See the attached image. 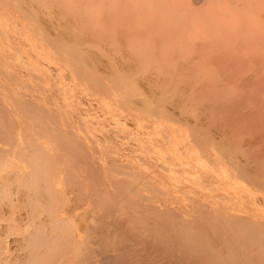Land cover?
Masks as SVG:
<instances>
[{"label": "rangeland", "instance_id": "374dc122", "mask_svg": "<svg viewBox=\"0 0 264 264\" xmlns=\"http://www.w3.org/2000/svg\"><path fill=\"white\" fill-rule=\"evenodd\" d=\"M63 1H65V0H61L62 4L61 3H56L55 4L54 0H47V1L44 0V4L42 5V3H41L42 0H33V1L31 0V3H29L30 4L29 5L28 4V0H20V2H21V6H20L19 0H0V130L3 131L4 133L6 131V133H5L6 136H8V135L12 136V137H9V138L8 137L6 138L5 136H3V138H1V136H0V141H3L4 139H7V141L10 140L11 138L13 139L11 142L9 141L10 143H8V144H11L13 142L11 144V148L10 149H9L10 145H8L6 143V140H4L5 142L3 141L4 143L0 142V145H2V147L0 146L1 147V149H0L1 153L2 154L5 153V155H2V154L0 155V174L3 176V178L5 180V181L3 180V183L1 181V183L3 185L0 184V187H1L0 190L2 191V193L0 191V194H1L0 195V264H22V261L19 260L20 258L18 259L16 256H17V254L19 256H22L23 255L22 252L24 253L25 250H27V249L30 250V248H28V247L23 249L21 247L22 244L20 245L22 239L30 231V229H31V231L34 232V230L37 229L39 225L43 226L44 223H46V222L49 223V226L52 224V222H58L59 223V228L58 229L56 228V229L58 230L59 233H60V231L73 233L78 227L80 228L81 225H82L81 223L83 221L82 219H84L83 215L87 213V210L90 207L88 205H86V203L81 204V205L78 204L79 201H78V197H76V195H77V192L79 190H82L85 186H87V184H89V181L93 177L97 179V181L95 180V211H96L95 213L97 215L98 214H102V211H104V209L102 207L106 206V208H107V207H110V205H111V207H115V208L118 209V210L115 209L114 213L117 216H120V217L125 216L128 212H130L131 214H134V215H141V212L136 209L135 204H134V202L137 201V200H141L142 203H144L145 205H148V206H154V205L158 204L160 201L166 202L167 204H169V202L166 201V199L168 197H170L168 195V193H167V187H165L163 185H160V184L158 185V183H156L155 181H151L149 179H145V182H146V184H145L144 179L143 180L140 179V177L147 178L146 174L151 172V171L149 172L146 169V166H147L148 169H149V167H151L152 169H159V168L163 169V171H164L163 175L165 176L164 178L166 179V181L168 182V185H169L168 188L172 189L177 194V197L183 201L182 203H180V202L174 203L175 205H177V207L173 208V212H176V214H179V215L183 212L181 214V216L185 217V219H187V220L192 218L193 215H197L199 213V207H198L197 203H195V202L193 203V201L197 200L198 198L195 197V195H193L192 192H189V189H188L189 185H191L189 180L195 181L196 180V178H195L196 176L199 179L204 178V180L206 179V175L210 176L211 180L207 181V186L209 187V189L207 191H208V193H210L209 196H211L213 194H223L221 191L214 190V188L218 185V181H220V180H221V183L223 185H225L229 190H231V192H236V193L240 194V193H243V191L245 190L244 192H247V193L250 192V193L253 194L254 190H256V188L259 187V186H257V184H255L257 182L254 181V174L255 173L254 174L252 173V177H253L252 178L251 176L249 177L247 171L250 169L251 166H253V162L254 161H252L253 160L252 157H254V159H256V157H255L256 155H254L252 152L255 151V149H257L256 151H258L260 153V148L261 147L259 146L260 148H258L257 146H255V143H257V141H258V142H260V144L263 143V145L261 144V146H264V132H263V130H264V126H263L264 119L263 118L264 117L262 118V116H264V114L262 112V115H260L259 114L260 112L258 110L257 111L254 110L255 107L252 106L253 102H249L250 106L248 105V107H247V104H248L249 100H247L245 102H242V104H239L240 101L237 100V97H235V98L232 97L231 101H230V99H228V98H230L229 96L231 94L233 95L232 92L237 93L234 88L231 90L233 85L232 86L229 85L231 87H229L228 85L227 86H219L218 88L215 89L216 90L215 91L213 86H212V84L215 83V82L217 83L216 79L218 81L220 80L219 83L221 82L222 78L219 75H218V77H219L218 78L216 73L218 74L217 70L218 71L225 70L222 67L223 64H222V66H220L223 70H220V67L217 65V62H214L215 61V56L212 57L214 59L211 58V60H214V61H211V62L209 61L210 57H211V54H213L212 51H210V53H208V54L204 53V55L209 58L207 63H211V64L213 63L212 65L206 64L203 60H207V58L205 57L206 58L205 59L204 56H202L204 59L202 57L200 58V56L198 57L197 54L194 52V50H195L194 45L196 44V47L198 46L197 45L198 43L201 45V43H200L201 39H199V41H200L199 42L196 37H198V38H202V37H199L198 35H201V34L204 35V34H207V33L208 34L211 33V34H214V36L216 38V40H214V41H216V44L218 43V46L214 43V41H213V43H210V45L211 44H213V45L215 44V46H217V49H218L217 53H218L219 56H220L219 53L223 54L224 57L229 56L228 54H226V56H225V54H224V50L225 49L222 48V47H224V45L222 43L219 44V42L221 40L218 38V35H216V32H219V30H216V28H218L219 25H221V26L223 25L222 24L223 22H221L219 20V18H221V19H223L222 21H225L224 25H225V28L227 29L226 30L227 31V46L229 48L233 47V46H237V43L240 44V41H239L240 38L238 39V37L240 36L242 38V40H244V39L246 40V45H244L243 47H246V51L249 54L253 53L255 55H261V56L264 55V53L262 54V52H264V50L262 51V48H263L262 46L263 45L259 46V45L255 44V45L252 46V44L255 42V40H257V36H259L261 34L259 32H263V30H264V28H262L264 26L263 24H262V27L260 29H258L260 27V24H259V27H257V28H256L257 25L255 26V24L260 23V21H259L260 17L257 15L258 8L256 9L255 7H262V4L259 1L263 2V6H264V0L263 1L262 0H258V1L257 0L256 1L255 0H248V1H250V5H253V6L250 7L251 8L250 9V13L247 15V19H245L246 21L243 20V22H245V24H247L249 27L250 26L251 27H250L249 30H244V31L240 32L238 35L236 33V31L238 29L235 28V24L238 27L239 23H237V21H238L237 19L241 18V15H240V10L238 9V7L235 4L237 2L236 0H233L235 3H233V1H231V0H229L230 2L228 0H218V2L216 1V3H214V4H213L214 0L212 1V3H211V0L210 1L207 0V2H205L206 5L209 3L207 6L205 5L203 7V6H201L202 4H197L196 5V8H197L196 10L193 9V8H192L193 10L189 8V11L191 12V10H192V13L187 12V8L188 7L184 6V7H186L185 8L186 10H184V7L182 8L183 4H185L184 2L186 1V0L185 1L182 0L183 4L180 3L182 5H180V4L176 5L177 8L182 9V11L181 10H176V11H178V13L176 12L175 16H176V20H179V22H184L186 20L188 22L191 21V22H189L190 25H187L188 27H186V30H187L186 35L187 34L190 35V33H193V31L192 32L190 31V30H193L191 28V25L192 26L193 25L196 26V27L194 26L195 28L193 27L194 29H196V32L190 35L192 39L188 40V38H187L188 35L186 36L189 44L191 45V43H193V47L191 45V47H192L191 48L188 44H186L187 40L183 41V40H185L184 36H183V39L181 38L182 40L180 38H179L180 40L175 39L176 37H174L173 38V39H175L174 41L172 39H170V40H172L173 43L177 40V41H179L181 43L182 46L178 45L179 42H176L177 44L174 43L173 46L177 45V47H175V46L173 47L171 45V43L169 42L170 41L169 40L168 44L170 45L171 48L173 47L174 49L171 50L168 47H167L168 48L167 49L166 48L167 45H164L167 42V41H165V43H163V45H161L159 47V49L157 50L159 53H161V54L163 53V55L158 54V53L155 55V52H156L155 50L157 48L156 49H152V47L151 48L149 47V46H152V44L155 43V40L152 41L153 38H151V37H154V39H155L154 35L153 36H149V34H147L149 36V38H151V40L148 38V36L143 38L144 40L147 39V38H148L147 40H150V41L145 40L146 41L144 43L145 48L142 47L143 43H141V41H140L141 44L139 42H136L134 44L135 45L134 46L132 44V40H130L131 37L127 36V34H129L128 33V31H129L128 29L129 28L132 29V30H130V34H129V36H131L132 33H133V32L131 33V31H133V29H136V28L140 27L139 30H145L146 25H147L145 19L143 18L144 17L143 14H142V16L140 15V17H139L140 13H138V15L135 14V10H136L135 8H133L134 10L131 9L132 11L130 10V13L134 12L133 15H135L134 16L135 25H134V22L130 21L134 25L135 28L131 27L133 25H130V27H129L128 26L129 24L126 25V26L129 27V28H127L125 25H122V22H120V20H117V22H118L117 24L122 26L123 29H120L121 27L118 26V25L115 26L116 22H114V25H111V27H110L111 29H109V31H108V33H112V34L114 33L113 35H111V34L109 35V39L111 40V38H112V41L118 43L117 44V46H118L117 48L118 49L120 48L119 52H118V50L115 47L116 43L112 42L114 44V47H113L112 43L111 44L109 43L110 46H108V43L105 44L104 40H103V42H102V40H100V41L96 40V41H92L91 42V40H95V37H94V39H91L92 36L90 37L89 35H87L88 33H87L86 29L84 30L85 34L84 33L82 34L84 28H83V26L81 24H79L77 22L76 18H74L75 13H77V9H75L76 8L75 4L79 0H70V1L67 0V1H65L66 5L63 3ZM172 1H176V0H172ZM32 2H34L33 3L34 5L35 4L38 5V2H39V4H41L42 6L38 5V7H37V5H36V7H35L32 4ZM51 3H52V7L49 6ZM205 3H203V4H205ZM223 3H225V4H223ZM45 4H48V5H45ZM54 5H56V6H54ZM59 5L60 6L61 5L64 6V8L62 7V9H61L63 11L64 15H63V13L61 14V13H59V11H57L58 8H59V10L61 8V7H59ZM200 6L203 7V9ZM27 7H29L28 10H30V11L27 12L28 16L26 15L27 13L26 12L24 13V11H23V10H26ZM55 7H57V9ZM65 7H66L65 11L67 13L63 10V9H65ZM69 7L72 8V9H70ZM51 8H52L53 11H57L59 13V15H63V16H60V18L61 17L64 18V19L62 18L64 20L63 23H61L63 20L61 21V20L58 19L59 18L58 17V13L56 14L55 12H53L51 10ZM90 8H91L90 10L93 9L92 12L94 14L93 15V18H94L95 17V6L91 5ZM254 9H256V10L254 11ZM39 10H40V13H39ZM61 10H60V12H61ZM194 10L195 11L198 10L197 12H200L201 16H199L200 13L197 14V13L193 12ZM204 10L206 11L205 13H204ZM259 10H260V8H259ZM37 11H38V13H36ZM71 11L73 12V16H72V12ZM202 11H203V15H202ZM136 12H138V11H136ZM209 12H210L211 15L209 14ZM181 13H183V14H181ZM184 13H186V14H184ZM32 14H33V16H32ZM40 14H42V15H40ZM53 14L55 16V19H54ZM65 14L67 16H65ZM208 14L210 16H213V18L208 16ZM182 15H184V16H182ZM197 15L199 17H201V21L199 20L200 18ZM204 16H205V18H204ZM207 16H208V18H207ZM38 18H42L43 20H40ZM68 18H70L71 20L68 21L67 20ZM138 18H140V19H138ZM191 18L193 20H195V21L193 22V20ZM202 18H204V19H202ZM211 18L213 20H211ZM251 18H253V19L250 20ZM44 19H48V20H44ZM188 19H190V20H188ZM214 19H216L217 21L214 20ZM225 19H227V20H225ZM136 20H138V21H136ZM218 20L221 23H219ZM41 21H42V23H41V26H40L39 23ZM45 21L48 24L51 23L50 24L51 27L46 25L47 23H45V25H44L43 22H45ZM213 21H215L216 23L218 22L219 25L218 24L216 25V23L213 22ZM256 21H258V22H256ZM56 22H57V24H56ZM195 22H197L198 25L195 24ZM210 22H212V25H211ZM247 22H249V23H247ZM65 23L68 24L69 30L70 31L72 30L71 32L73 34L71 32H67L69 30H67V25H65ZM42 25H43L44 28L42 27ZM143 25H145V26H143ZM162 25L163 24H160L159 26L162 27ZM215 25L218 26V27H215ZM224 25L222 27H224ZM74 26H75V28H74ZM65 27H66V29H65ZM113 27L115 29H117V30H119V29L122 30L121 31V33L123 35L122 41L120 40L122 38V35H120V38H118V36L116 37V34H115L116 32L119 33L120 31H117V30H114V29L112 30ZM117 27H120V28H117ZM198 27H200L201 29H199ZM126 28H127V30H126ZM207 28H209L208 29L209 31L207 30ZM18 29L21 30L20 33H19ZM43 29H44V31H43ZM45 29H47L49 31V32L48 31L46 32V35H45ZM58 29H60V30H58ZM157 29H159V28L157 27ZM199 30H201L202 32L199 31ZM77 31L78 32L81 31L80 33L83 36L80 33H79L80 35H77L76 34ZM136 31H138V29H136ZM197 31H199L201 34L197 35ZM22 32H24L25 35H23ZM58 32H60V33H58ZM65 32L68 33L69 36ZM124 33H125V35H124ZM75 34L77 36H79V37L82 36L83 40L87 38L88 41L86 39V41L84 40L83 43H80L79 42L80 38L78 37L79 38L78 39ZM57 35H60V37L63 35L62 38L64 40H66L65 39V36H66V38H68L67 41L71 40V42H69L71 44H72V42L74 43L75 40H76L77 42L74 43L75 44L74 46H76V43H79L80 44L79 46H81V47H79V49L83 48L84 52H86V50H87L86 47L87 46L89 47L88 51H90V49H92L93 51L94 50L96 51V49H97V51L99 53H101V51H102L101 54H99L97 51H96L97 52L96 55L94 53V61H96V65L94 64L95 62H93V61H92L93 64H92V62H90L91 65H89V62H87V65L90 68H88L86 66V64H85L84 72L80 73V71L78 70V68H80V67H78V65L76 63L74 64V62H72V61L71 62L73 64L72 63L71 64L68 63L70 61L69 55H68V53H66L68 51H63V50L72 49L73 46H71V44L68 46V45H66V41H64L63 42L64 45L59 46V47H61L63 49L62 50L59 47H56L53 43H51V46H50L49 44H50L51 40L50 39L46 40L47 37L48 38L49 37H55ZM125 36L128 37V38H125ZM192 36L194 38H196V39L194 40V38ZM57 37H59V36H57ZM110 40L108 42H111ZM196 40L198 41V43H197ZM45 41H46V43H45ZM47 41L49 42V44H48ZM80 41H82V38L80 39ZM97 41L99 43L96 44ZM105 41H107V39ZM122 42L123 43L126 42L125 45H127V43H128V47L130 49H132L131 47H134V49H135L136 45H137V47L139 46L141 51L145 50L142 53L144 55H142L141 58L142 59H146V60H142L141 59V62L138 60V64L140 62L139 65H141L143 67V69H144V73H143L144 75H142L141 79L139 78V76H141V73L143 72V70H140L139 68H142V67H138L137 58L136 57H132L134 55V53H131L132 51L129 50L131 52H130V54H128L129 52H127V51H128L129 48L126 50L125 48H127V46L124 47L125 45L124 46L121 45V44H123ZM142 42H144V41H142ZM147 42H150V45ZM146 45H147V47H146ZM155 45L156 44H154L153 48H155ZM184 45L186 47L183 48ZM202 45H205V44H202ZM62 46H64V48ZM107 46L108 47L112 46L111 48H113V49L110 48L111 49V51H110L111 54L108 51L109 49H107L108 53L104 52L106 50ZM121 46H123L124 48L121 47ZM179 46H181L182 48H178ZM52 47H55V48L51 49ZM205 47H207V46H205ZM211 47H212V49H214L213 46L211 45L208 48V50H210ZM219 47H221V48H219ZM241 47H242V45H241ZM121 48L126 50L125 53L128 54L127 57H129V59L126 58L125 54H123V55L121 54V56H120L121 59L118 58L119 55H120V54L118 55V53H121L120 51H122ZM139 48H137V49H139ZM186 48L189 49L188 53L191 56H188L187 52L184 53L183 50L185 49V51H187ZM134 49H132V50H134ZM175 49H179V50L181 49L182 51H180V53L183 52V55L188 57V58L185 57L186 60H189L190 57H191V59L195 60L196 64H199V66H198L199 68L201 67L202 69H204V70H201V68H200L201 71H199V72L201 73V76L198 75V73H199L198 71H195L194 75L191 74L192 75L191 76L189 73H187L188 71H183L180 68V66H178V68H177V70L180 68L179 69L180 70L179 71V73H180L179 75L175 74L174 72L169 73L172 70L175 71L176 67H174V66L178 65V63H182L181 61H179L180 58H179V55L177 57V55H176L177 53L175 52ZM220 49L222 50V52H220ZM92 50H91V52H93ZM116 50H117L118 53L117 52L113 53ZM151 50H152V52H151ZM153 50L155 52H153ZM166 50H167V53H169L168 51H170L168 56H171V54L173 52L176 53L174 58H172V60L173 61L176 60L175 62L177 64L173 65V63H172L173 61H171L170 62V64H171L170 68L172 70L171 69L170 70L165 69L164 70L165 73H164V71H163V73H161L160 70L158 69L159 66H157V64H158L157 62L163 60L162 57H165L166 54H167V53H164L163 51L166 52ZM198 50H199V48H198ZM198 50H197V53H198ZM78 51L76 52L77 55H78V58L81 56V58L85 59V54H82V53L80 54V53H78ZM160 51H162V52H160ZM171 51H173V52H171ZM115 54L118 55V57H115L116 56ZM131 54H133V55H131ZM209 54H210V56H208ZM97 55H100L101 56V60L104 59V61H106V60L108 61V59L110 61L113 60V62L116 61V59H117V61L119 60L118 61V63L120 62L119 64L116 61V62H114L115 65L110 66L109 69H108V70H110L111 67H114L112 71L115 72V73L118 72V74H120V76H121V81H120L121 83H119L118 85L121 88L122 93H121V91H118V89H119L118 85L116 84L117 87L115 86L118 93L116 91L115 92L117 93L116 95H119L118 97L114 94L115 92L113 93L114 95L107 94L108 92L106 93L105 91H104L105 93L102 92V89L103 90H104V88L106 89V87L109 86V84H111L110 88L112 87V85H113L112 83L114 82L116 77L112 78V74H110V72H112L111 70L109 72H106V71L104 72L106 74L111 75L110 76L111 80L109 79L107 81V79L104 78V77L108 76L106 74H104L106 76L102 77L101 74H103V70L107 69L108 68L107 67L108 64H111V62L109 61L110 63L107 64L106 63L107 61L103 62V60H102L101 62H103L104 64L107 65V66L106 65L105 66L102 65V67H103L102 68V67H100V64L98 65V62L100 63V61H99L100 59L95 60L96 57L98 58ZM112 55H114V56H112ZM181 55H182V53H181ZM181 55H180V57L182 58V60H185V58H183L184 56L183 55L181 56ZM105 57H107V58H105ZM111 57L112 58L114 57V58L112 59ZM124 57L126 58V60L128 59L129 62L125 61V60L124 61L128 62V64H130L129 65L130 67L134 66L133 68L131 67L132 68L131 69L126 64L128 66L127 67L128 70L131 73L128 70L127 71L129 73H127V71L124 70V67L126 68L125 65H122V64L125 63L124 61L122 63V59H125ZM130 57H131V60H130ZM155 57L157 59H155ZM230 57H232L234 59L236 58L235 55H234V57L232 55H230ZM132 58L133 59L136 58V60H133ZM168 58H170V57H168ZM148 60H150L151 62H149ZM249 60L244 65V67H248V68L247 69L245 68V71L240 69V73L242 71H243L242 73H246V71L248 69H249L248 70L249 72L253 71L252 68H251V65H250L252 63ZM143 61H144V64H143ZM217 61L219 62V60H217ZM145 62H148V63L146 64ZM161 62H159V63H161ZM261 62H262V60H260L259 63H261ZM64 63H66V65H68V66H66ZM132 63H134V65H132ZM152 63L154 64L153 72H152V70H150L152 68V65H153ZM205 64L208 67H204ZM220 64H221V62H220ZM97 65H98V67H96ZM144 65L151 66V68L145 67ZM115 66H117V67L115 68ZM135 66L138 67V70H140L139 74L137 73L138 70H137V68H135ZM167 66H169V64ZM99 67H100V69H99ZM212 67H213V69L216 68L215 73L212 72L213 71ZM101 68L103 70H101ZM145 68H147V69H145ZM155 68H156V70H155ZM167 68H169V67H167ZM199 68H198V70H199ZM208 68L211 69L212 71L210 72V70ZM72 69H74V70H72ZM97 69L100 72L97 71ZM133 69H135L136 71H134ZM122 70H124V72ZM146 70H149V71H146ZM73 71H74V73H73ZM75 71H76V74H75ZM125 71L128 74L127 78H129L128 80L131 81L130 82L131 84L132 83L133 84L136 83V81H132V80L138 78L137 79L138 81H137L136 85H138V83H140V82L143 85L144 83H146V81L148 79L149 82L146 83L143 86L148 89V87L150 85V90H151V87H152L153 84H155L157 82L160 83V81L164 82L163 79H165L164 83H160V84L157 83V84H155V86L153 88H155V87L158 88V91L162 89L161 91L156 93L157 95L155 94V96L158 97V98L160 96V94H159L160 92L162 94L164 90L167 91V93H165V91H164L165 96H163V97H165V100H166L167 103L165 102L164 99H162L160 101L164 102L165 104L160 102L158 99L155 100L156 98L154 97L155 99L154 98L152 99V101L154 102V104H153L152 101L147 98L148 95L150 97L151 94L153 95L157 91L156 88L153 89V91L152 90L148 91L149 89L146 90V88H145L146 91H144V89H143V92L147 93V94L144 95V93H143L141 96H138L137 95L138 94L137 91H139V94H141V92L139 90L140 89L139 86H141V90H142L143 87H142V85L139 84V86H138L139 88H138L135 85L133 86V84H132L131 86H133L135 88V89L133 88V90H136V88L138 90H136V92H133V90L131 91L130 89L132 87L129 86V81L127 80L128 82L125 83L126 79L122 80V78L125 77V75H124ZM154 71L160 72L161 73V74L159 73L160 75L163 74L166 77H167V74L169 73V76L171 78L174 77V76L180 77L181 74L182 75L185 74L187 76H185V78H183V81H181L182 79L180 78V82L182 83V84L180 83V85L183 86L184 83L185 84H189V85L186 86L184 84V87L182 88V86H180L179 83H178L179 82V80H178L179 78L176 79V77H175L173 79H175V81H177L176 83H175L174 80H169L170 82L168 80L167 81L169 83H171V81L174 82L175 85H177V87H173L174 85H172V84H171V87H170L168 85V83L166 82L167 78H165V76L158 77L159 74L157 73V77H158V80H157V77H154V75L156 76V72H154ZM203 71H205V73ZM62 72H65V73L62 75ZM91 72H94V75L99 76V79L102 80L101 82H104V84L106 83V85L104 86L103 83L100 84L101 82L98 79V77L90 75V74H92ZM135 72L137 74H135V75L133 74V76H132V73H135ZM207 72H208V74H211V75H208ZM226 72H228V71H226ZM249 72H247V73H249ZM87 73H88V75H87ZM212 73H214L215 75H213ZM80 74L82 76H80ZM145 74H151V76H153L152 78H154V79H151V78L149 79L148 77H147V79H145L146 78ZM195 74L197 76L202 77V78H203V76L210 77V79L212 78L214 80V82H213V80L211 82L210 79L208 80V78L206 79L205 77H204V79L200 78V79H202L201 82H200V79L196 78L197 76L195 77ZM48 75L50 76L49 78H48ZM220 75H222V72H221ZM113 76H114V73H113ZM135 76L137 78H135ZM188 76H189V78L194 76L195 79L191 78L190 79L191 83H190ZM143 77H144L145 81H144ZM170 77L168 79H171ZM181 77H183V76H181ZM112 79H113V82H112ZM155 79H156V81H155ZM197 79H199V80H197ZM151 80H152V82H151ZM109 81H110V83H109ZM153 81L155 83H153ZM205 81H208V82L210 81L209 83L211 84V86H210V84H208V82L206 83ZM197 82H199V84L202 85V87L199 84H197ZM81 83H83V84H81ZM204 83L206 85L210 86V88L208 87L209 91H207L208 89L205 88L207 86L203 85ZM86 84H88V85L86 86ZM114 84H115V82H114ZM123 84H127V86H129L130 89H129V87H126V85H123ZM159 85H161V87H159ZM190 85H191V87H189ZM53 86L55 88V91H54ZM60 86H62V87H60ZM83 86L85 88H87V89H88V87L92 88L94 86L96 88L95 92L96 91L97 92L96 93H94V91L91 92V91H89L90 89H88V90L86 89L87 91H85V88ZM99 86H102V87L104 86V88H100ZM195 86H196V89H195V93L194 94L195 95L197 94L196 90L199 87L200 90L198 89L197 91L199 93L201 92L202 96L204 97L203 99H204V101L207 104H209V105L213 104V105H211L212 107L213 106H217V104L214 105V103H217V101H219L218 104H222V100H223V103L225 101L226 105H224L225 103L222 104V106H223L222 109H221V107H219V109L215 108L218 112L224 110V108L226 109V107H230V105L231 106L233 105L232 107H230L231 112H233L232 116L236 117L234 115L236 112L239 115L241 113L244 115V116L240 115V117H239L242 120V121L239 122V124L240 123L243 124L242 127L238 124V130H237V127H235V129H236V131H237V133L239 135L241 134L242 138L239 136V139H241L240 140L241 143L243 142V144L245 145V149L248 150V151L244 150V148L242 150L241 147H243V145L240 143V141L238 142V135H237L236 131L234 132V133H236L235 134L236 136L231 131H229L231 129H234V128L230 129V127H233L232 123H233V121L234 122L236 121L234 118L232 120L230 109L229 108L226 109V111L228 113L226 111H222V112H225L224 115L225 114L228 115V116L225 115V119L223 117H221V116H223V113L221 114V112H220V114L217 112L219 114V116H218L217 113L214 114V109H213L214 107L213 108L210 107L212 111L211 110H210V112H209V110L207 111V109H204V108L208 107V105L205 106V107L203 106L205 102L203 100H199V99H202V97H199L200 94H198L199 96L198 95L195 96L193 94V90H194L193 88H195ZM187 87H189V89ZM108 88L109 87H107V91H108ZM167 88L169 90H171V92ZM190 88H191L192 92L190 91ZM202 88H205V90H203ZM225 88L228 90V92H227V90L225 91ZM228 88H230V89H228ZM112 89H113V87H112ZM173 89H176V90H173ZM217 89H218V91H217ZM220 89H223L225 92L223 91L222 93H220L221 92ZM111 90H109V93H110ZM177 90H179V94H177V92H176ZM181 90H182V92H181ZM184 90H186V91H184ZM211 90L213 91V96H214V93H216L215 95H217V97L214 96L215 98H218L219 94L217 92L220 93V97L219 98H221L222 94H223V98H224L225 94L227 93V95L225 96L226 99L225 100L224 99H219V100L214 99V97L212 96V92H210ZM77 91H80L81 94L80 93L77 94ZM88 91L90 93H88ZM98 91H100V92H98ZM173 91H175L176 94L173 93ZM205 91H206V93L203 94V92H205ZM101 92L103 93V95L100 94ZM97 93H99V96H98ZM125 93L127 95H125ZM182 93L183 94L186 93L189 97H190L189 93H191V95L193 97H195L196 103L199 102L200 104L198 103V105H196V103H194L192 105V103H191V101H193L191 99V98H193L192 96H191V98H189L188 102L186 101V100H188V98H186V97H185L186 99L183 98L184 100L179 98V97L186 96L185 94L182 95ZM209 93H211V94L209 95ZM95 94H97V95H95ZM122 94H124L126 96V98H127V96H129L130 99L129 98L124 99L125 97L122 96L123 100H121L119 97H121L120 95H122ZM131 94H132V97H131ZM169 94H170V96H169ZM101 95L104 96V97H102ZM109 95H110V97H108V98L110 99L111 96H112L111 99L113 101L112 100H109V101L107 100L106 101V99H104V98H107V96H109ZM174 95H175V97H174ZM180 95H182V96H180ZM204 95H207V96L209 95V96H211V98H208V97H206ZM236 95L234 94V96H236ZM177 96H178L179 99L176 98ZM137 97H142L143 100L145 98V101L142 102V105L144 107H145V104H146V100L148 102L152 103L150 105L153 106L152 109H154L155 114L157 115V118L155 116V119H154L153 118L154 115H151L150 113L148 114L147 113V109L142 107L141 104L137 103L136 100H138V102L142 101L140 98L136 99ZM167 97H168L169 102L172 100L175 103L174 105H177L176 104L177 102L178 103L180 102L182 104L183 107L179 103L178 104L179 107L177 106L178 108L177 107L175 108L176 111H178V112L179 111H183L184 114L186 115V117H185L183 115V112H181L178 117L180 118L182 116L181 119L183 121L181 119H178L179 121L185 122L187 120V118L189 117V115L191 117H193V115H194V117L191 118L192 120H190L191 122L189 121V124L186 125V123H185L184 125H182L183 123H181L178 120H176L178 118V117H176V115H177L176 111L175 112L174 111H172V112L170 111V110H172L174 108L173 107V102H171L172 105L168 104ZM161 98L162 97H160V99ZM209 99H211V100H209ZM212 99H213V102H212ZM125 100H129L132 103V106L130 107V105H129L130 102L128 103ZM111 101L113 102V105L111 104L112 103ZM120 101H121V103L125 104V107L119 106L120 103H118V102H120ZM210 101H211V104H210ZM214 101H216V102H214ZM107 102H109V103H107ZM230 102H232V103H230ZM83 103L86 106H84ZM136 103H137V106H136ZM157 103L159 105L161 103V106H162V104H164V106L166 104L169 105V106L166 107V108H169V109L171 108L170 110H168L169 113L171 112V114H167V118L168 119L166 118V115H164L165 116V119H164L163 115L161 114L162 112L160 113V111L164 112L165 108L161 107L162 109L163 108L164 109L163 110H161V109L158 110V107L160 108V106ZM183 103L184 104H188L187 107ZM227 103L229 104V106H228ZM237 103L241 107L240 106L236 107ZM243 103H245V104L247 103V104L245 105ZM156 104L158 105V107L155 106ZM134 105H135V107H134L135 109H133ZM189 105H190L191 108L188 109ZM234 106L236 107L235 109H234ZM127 107H129L130 110ZM137 107L140 109V110H138V112L139 111L140 112L143 111L144 112V116H145V113H146V117H145L144 120H143V118H144L143 112H142V114L139 112L141 115L138 114V112L136 110ZM242 107H244V108H242ZM249 107H250V109H249ZM121 108H124V110L126 112L124 110H122ZM147 108H148V104H147ZM232 108H233V110H232ZM241 108H242V110L245 109L246 113H243L245 111L241 112ZM152 109L148 108L149 112H152L153 111ZM200 109L202 110V112L200 111ZM76 110L78 112H75ZM127 110L130 111V112H128ZM205 110L207 111V113L205 112ZM238 110H239V112H238ZM248 110H252L251 114H250V111H248ZM197 111L200 112V115H204V118L202 120H200L202 117L199 120L197 119V118L200 117V115L198 117L199 113ZM127 112H128V114H127ZM132 112H134V113H132ZM229 112H230V117H229ZM194 113H196L197 115L194 114ZM237 113H236V115H237L236 119L238 118V114ZM99 114H100V116H99ZM136 114H137V116H136ZM205 114H207L209 116V118L208 117L206 118L205 116H207V115H205ZM255 114H257V116ZM138 115L142 116V118L138 117ZM171 115L173 117H176V119L173 118ZM213 115L215 116L216 119L214 118ZM216 115L221 118L220 119L221 121L223 120L224 122H221L218 119V117H216ZM258 115L260 116V118L258 117ZM130 116L133 117L132 118L133 120L130 118ZM170 116H171V118H170ZM248 116L254 117V119L250 118ZM210 117H211L212 120H210ZM228 117L230 118L232 123H230L231 121H228L226 119ZM244 117H246V118H244ZM247 117L249 118V120H248ZM239 118H238V121H239ZM157 119H159L160 121H157ZM172 119L173 120L175 119V121H172ZM193 119L195 120V122L199 121V125L194 123ZM204 119H206V120H204ZM208 119H209V121H212V122H208ZM255 119H256V121H255ZM252 120H254V122H251ZM226 121H228L227 122L228 126H229V124L231 125L229 127L226 125V127H228V128H226L224 126L226 124ZM238 121H237V123H238ZM101 122L103 124L105 123V125H103ZM107 122L109 123V126H108ZM112 122H114V123H112ZM204 122H206L205 126L207 128H208V126L211 123H213V124L210 125L211 126V127H209L210 129L208 128L210 130V132H213L215 129L216 130L214 132L221 131V130H219V125L221 127L220 129L225 127L223 129V131H226V132H223V131H221V132L225 133V136H228L229 138L224 137L221 134V132H219V133L216 132V134L218 135L217 138L213 137L215 135L214 133H213L214 135L212 134L213 136H211L210 135L211 133L209 132V130L207 128L204 127L205 130L202 129L203 125H204ZM50 123H52L53 125L50 124ZM154 123H156V124L160 123V124H158L160 129H158V126L156 124H154ZM163 123H165L164 124L165 127H164ZM208 123H209V125H208ZM237 123L235 122V124H237ZM246 123H248V124L246 125ZM255 123H256L255 128L252 127L251 125H249V124H255ZM258 123H259V126H258L259 134H258V131H257V128H256ZM6 124H7V126H6ZM96 124H97V126H96ZM201 124H203V125H201ZM217 124H218V130L216 128ZM244 125H246V129H247V127H249L248 130H250V134L248 133L249 132L248 130L246 132L245 128H243V127H245ZM260 125H262V127H260ZM104 126H106V127H104ZM142 126H143L144 130H142ZM212 126L214 127V129H213ZM234 126H236V125H234ZM140 127H141V129H140ZM191 128H193V129H191ZM239 128L240 129L242 128V130H240ZM250 128L252 129V131H251ZM261 128H263V130H259ZM114 129L116 130V132H115ZM125 129H126V131H124V133H121V130H125ZM163 129H164V131H167L166 133H168V134H165V132L163 133L162 132ZM200 129H202V131H201L202 133L200 132ZM227 129H229V130L227 131ZM254 129H255V131L257 133L253 131ZM113 130H114V132H113ZM127 130H131L132 132L131 131L127 132ZM159 130H162L160 132H162L163 134L160 133ZM196 130L198 131V134L196 133L197 132ZM206 130H208V131H206ZM234 130H232V131H234ZM17 131H18V133H16V134H18L17 136H19L18 137V141H16L17 140L16 139L17 136H15V137L13 136V134H15V132H17ZM205 131L207 132V134L205 133ZM251 132L252 133L253 132L256 133L258 135V137L256 135V138H255L254 135ZM2 133H0V134H2ZM245 133H247V134H245ZM260 133H261V135H260ZM115 134L118 135V136H116ZM120 134L122 135V137L120 136ZM124 134L126 136L127 135L128 136L125 137ZM152 134H153V136H152ZM248 134L251 135V136L253 135V136L250 137ZM21 135L23 137L24 136L25 137L22 138ZM111 135H113V141L109 138V137H112ZM150 135H151V137H150ZM163 135H165V136H163ZM190 135H192V136H190ZM205 135H207V137L208 136H210V137L207 138ZM229 135L232 136V139H235V141L237 143H239V145H238L236 142L235 143L233 142L234 140L233 141L230 140V141H232L231 143H233L236 146L237 145L239 146L238 150H239L240 153H238V152L236 153L235 152V151H238L236 146H235L236 150H234L232 148L234 150V152H233L232 149H230L234 145H231V143H229V141H226V138H227V140H229L231 138ZM242 135H244V136L248 135L250 138L248 137L249 139L248 138L246 139V137H244ZM137 136L141 140V142L137 138ZM139 136L142 137V139ZM167 136L170 137V138H168ZM198 136H199V139L197 138ZM201 136L202 137L204 136L205 138H201ZM219 136H222V137L219 138ZM106 137H108V138H106ZM211 137H212V140H214V141H215V139H220V140L222 139L223 141L222 142L219 141L220 143H218V140L214 142V141L211 140ZM253 137L255 138V141H251L252 144H250L249 140H253ZM260 137H261V140H260ZM53 138H55V140ZM22 139H23L24 143H22ZM128 139L133 141L132 142L133 144L129 143ZM196 139H198V140L201 139V141H198ZM224 139H225V141H224ZM103 140H105V141H103ZM142 140H143V142H142ZM156 140H159V141H156ZM14 141L17 142V143H15ZM192 141H194V142H192ZM209 141L210 142L212 141L215 144L217 142V144H216L217 146L216 145H215L216 147L214 146L215 150H213L214 147L212 148V146H213V145H211L212 142L208 143ZM248 141H249V143H247ZM261 141H263V142H261ZM47 142L49 144H47ZM113 142L115 143L114 145L119 144L120 147H116L117 145L116 146H112ZM173 142H174V144H173ZM177 142L179 144H177ZM145 143L147 145H145ZM221 143L224 145L223 147H222ZM245 143H247L248 145H246ZM253 143H254V145H253ZM20 144L22 145V147L20 146ZM33 144H35V145H33ZM124 144L126 145L125 147L123 146ZM218 144H219L220 148H217ZM227 144H230L231 147L230 146L228 147ZM260 144H258V145H260ZM141 145H142V147H140ZM129 146H131V148ZM133 147H134V149H133ZM145 147H147V148H145ZM225 147H228V148H226V150L227 149H229V151L232 150V152H230V153H233V155L232 154H230V155L227 154L226 150H225L226 152H224L223 149H225ZM253 147L255 149H252ZM108 148H110V149H108ZM126 148H128V149H126ZM216 148H217V150H216ZM106 149H108V150L106 151ZM263 149H261L262 153H260V154H262V157L264 158V154H263L264 150ZM146 150L150 151V152H146ZM191 150H192V152H191ZM219 150L220 151L222 150V152L220 153ZM6 151H10V153H8ZM244 151L245 152H249L250 156H249L248 153H247V155H245ZM256 151L254 153H256ZM202 152L203 153L205 152L204 153V155H206L205 157H203L204 155L202 154ZM217 152H219L220 154H216ZM7 153L9 155H7ZM163 153H165V154H163ZM235 153H236V155H235ZM14 154H15L16 157L14 156ZM145 154L147 155V159L148 160L146 159V155ZM149 154H150V156H149L150 158H151V156H154L155 158L152 157V160L151 159L149 160V157H148ZM195 154H197L199 156H197ZM6 155H7V158H6ZM166 155H168V156H166ZM251 155H254V156H251ZM224 156L227 157V160H226V157H224ZM229 156H231V157L233 156V157L231 158ZM156 157H157V159H159V160H156V162L158 161L157 163H160V166H162V167H160L159 164L155 165L156 163L154 162L155 160H153V158L156 159ZM208 157H210V160H214V161L211 162L208 159ZM215 157L219 158V160L215 159ZM234 157H239L240 163H242L241 166L247 167V170H245V171L242 170L241 171L243 173V175H245V176L241 175L242 173L240 172V169H245L243 167L239 168V170L238 169L236 170L235 168H233L231 171L228 170L229 172H225L226 171L225 170L224 174L225 173L226 174H225V176L224 175L222 176L223 173H221V172H223V171H221L220 173L218 171L219 170H223V169H227L228 168L227 166H229V165H231L233 167L234 164L232 162L235 163L236 168L239 167L238 165L240 163L238 165L236 164V163L239 162L237 160L238 158L237 159L235 158V160H234ZM248 157L249 158L251 157V159H248ZM170 158L172 160L174 159L173 160L174 162H172V160ZM228 158H231V159H229L230 161L228 160ZM263 158H261V160H263L262 161V163H263L262 167H263V170H264V159ZM241 159H243V160H241ZM244 159H246V161ZM162 160H163L164 163L162 162ZM225 160H226V163L224 162ZM222 161L227 166H225V164ZM205 163H207V164H205ZM211 163H213L215 165L214 167L216 169H218L220 167L221 168L219 170H216V169H214V167H213V165ZM22 164L24 165V167L22 166ZM164 164H166V166ZM97 166H99L100 168H98ZM141 166L142 167L144 166V167L141 168ZM176 166H179L178 168L181 167L180 170L176 169ZM168 167H170V168H168ZM183 167H184V169H183ZM198 167L200 169H198ZM232 167H230V168H232ZM39 168H41V169H39ZM167 168L171 169V171H168ZM24 169H25V171H24ZM26 170L27 171L30 170V171L27 172ZM233 170H234V174H231ZM251 170H252V168H251ZM119 171H120V173H119ZM128 171L132 172V173H130L131 176H129ZM166 171L169 172V173H167ZM235 171H239V173L238 172L237 173L240 174L241 176H239L236 173V175L239 176V177L238 176L236 177ZM22 172H25L28 177H26L25 174H22ZM102 172L104 174H102ZM134 172H135L136 177L133 174ZM171 172L173 174L177 175L178 177L175 176V175H173V176H175V177H173ZM186 172H187V174H186ZM197 172H198V174H199V172H203L202 176L200 177L197 174ZM215 172H217L219 174H217ZM244 172H246V173L244 174ZM183 173H185L184 174L185 177H184ZM38 174H39V176H38L39 178L37 177ZM61 174H62V176H61ZM23 175H25V176L23 177ZM132 175H133V177H132ZM10 176H13V177L10 178ZM68 176L71 177V178L74 177V178H72V179H74V181L71 180V178L68 179L69 178ZM255 176H257V175H255ZM57 177H59L60 181L58 180ZM75 177H76V179L78 181H75L76 180ZM229 177H231V178H229ZM248 177L251 178L250 182H249V178ZM0 179H2V177H0ZM32 179H34V181ZM126 179L130 180V181H127ZM245 179H246V181H245ZM56 180H57V182H56ZM108 180L111 181V182H108ZM119 180H120V182H124L123 186L122 187L120 186V188L118 187ZM137 180L139 181V183H138ZM251 180H252V182H251ZM12 181H14V182H12ZM37 182H38V184L40 183L41 185L38 186ZM134 182H137V183H134ZM13 183H14L15 189H14ZM98 183H99V185H98ZM133 184H136V186L133 185ZM138 184H140V185L138 186ZM171 184H174V185L171 186ZM71 185H73L74 188L71 187ZM145 185H147L148 188H146ZM133 186L135 188H137V187L138 188L135 189ZM177 186H178V188H177ZM61 187H62V189H61ZM124 187H126V188H124ZM131 187H133L134 191L136 190L139 193L138 192L137 193L134 192L137 195L134 194L133 191H131V190H133ZM159 187H161V188H159ZM212 187H214V188H212ZM20 188L23 189L24 191L20 190ZM150 188L154 189L155 191L151 190ZM41 189H43L45 192H43ZM74 189H77L78 191L77 190L75 191ZM73 190L76 193V195L74 194ZM156 191H157V195H156L157 197L155 196ZM162 191H163V193H162ZM24 192L26 193V198H28V200L27 199L26 200L29 203V206H27L28 203H27V205H25L26 201L23 200V199H25L24 198L25 195L23 194ZM38 192H39V194H38ZM159 192H161V193H159ZM19 193H20V195H18ZM42 193H43V195H42ZM255 193H257V192H255ZM32 194H33V197H32ZM143 194H144V196H143ZM38 195H39V197L37 198ZM45 195H46V197H45ZM72 195L73 196L75 195V197H71ZM98 196L100 197V199L98 198ZM42 197H43L44 201H43ZM74 198H76L78 202H76V200L73 201V202H74V204L77 203L78 207L80 205L79 208L76 206V204L73 205V202L71 200H74ZM47 199H48V201H47ZM103 199H104V201L106 200V202H103V204H102L101 202L103 201ZM219 199L221 200V202H220ZM226 199H228V200H226ZM218 200H219L218 201V205L216 204L217 207H216L215 211L217 213L223 214L225 216H230V214L232 212L231 210H235L233 207H236V208L237 207H243V203H238V202L234 203V201H236L234 199H232V201H231L233 203H231V202L228 203L229 198H224V201H227V203L224 202V201L222 202V200H223L222 198H218ZM108 201L111 204H109ZM46 202H48V203H46ZM33 203H34V205H33ZM47 205H48V207H47ZM72 205L76 206L75 212H74V210H72L71 212L69 211L71 209H75V208L72 207ZM184 205L188 206V207L186 208V207H184ZM23 206H24V209H23ZM100 206H101V208H99ZM124 206H126V207H124ZM180 206H181V208H180ZM229 207H230V209H229ZM69 208H71V209H69ZM182 208H184V209H182ZM222 208H224V209H222ZM30 209H32V210L30 211ZM180 209L185 210V211H182ZM186 209H188V211ZM34 210H35L36 214L34 213ZM178 210H179V212H178ZM15 211H17V212H15ZM27 212L28 213L31 212V215H30L31 217L29 216V214ZM72 212H74L75 214L72 213ZM185 212H187V215L185 214ZM17 213H19L20 215L17 214ZM25 214H27V216H25ZM111 214H113V213H111ZM34 215H37V216L35 217ZM28 216H29V218H27ZM43 216H45V217H43ZM76 216H77V218H76ZM109 216H111V215H109ZM41 217H42V219L45 218L46 221H45V219L43 221L41 219ZM47 218H49V219H47ZM18 219H19V221H18ZM27 219L29 221H31L30 222V227H27V226H29L28 225L29 223L27 224V226L25 225L26 224L25 222H27ZM37 219H38V221H37ZM4 224H5V226H4ZM132 225H134V224L132 222H129V226H132ZM46 229H47V227H46ZM24 230L25 231L29 230V231L28 232L26 231V233H25ZM169 233H171V231H169ZM188 233H189V235H188ZM197 233H202V238H204V239H206V238L210 239V237H211L208 234H206V232H203V230L199 229L198 226L195 225L194 223H189L187 225V227H186V234H187L186 237H187V239H192L193 240V238L195 236L194 234H197ZM172 234H173V232H172ZM16 239H18L17 242H16ZM9 240H11L12 242H9ZM217 241H219V242H217ZM217 241L215 240V241L211 242V243H213V244H211V247H214V246L225 247L221 243L222 241L221 242H220V240H217ZM12 243H15V245L12 244ZM18 247H19V249H18ZM54 252L55 251L53 249L52 253H54ZM20 253H21V255H20ZM257 256L261 257V258H264V252L262 253L261 251L260 252L258 251L257 254H256V257ZM15 258H16V260L13 261V259H15Z\"/></svg>", "mask_w": 264, "mask_h": 264}, {"label": "bare ground", "instance_id": "6f19581e", "mask_svg": "<svg viewBox=\"0 0 264 264\" xmlns=\"http://www.w3.org/2000/svg\"><path fill=\"white\" fill-rule=\"evenodd\" d=\"M30 1V2H29ZM33 1V0H32ZM47 1V0H46ZM55 1V4L56 3H61V0H54ZM65 1H67V0H65ZM65 1H63V3L66 5V3H65ZM70 1V0H69ZM185 1V0H184ZM208 1H210V0H208ZM212 1L213 0H211V3H212ZM216 1L218 2V0H214L213 1V4L214 3H216ZM229 1V0H228ZM231 1H233V0H231ZM237 2L235 3L234 1H233V3H235L236 4V6L238 7V9L240 10V15H241V18H238L237 20V23H239V25H238V27H237V25L235 24V28L236 29H238L237 31H236V33H237V35L240 33V32H242V31H244V30H249L250 29V27L247 25V24H245V22H243V20H245V19H247V15L250 13V7L251 6H253V5H250V1H248V0H236ZM256 1V0H255ZM258 1V0H257ZM263 1V0H262ZM36 2V1H35ZM205 2H207V0H186L184 3L185 4H183V2H182V0H176V1H170V0H79L76 4H75V9H77V13H75V16H74V18H76V20H77V22L79 23V24H81L82 26H83V32H82V34L84 33L85 34V32H84V30L86 29L87 30V35H89L90 37H91V39H94V37H95V40H91V42L92 41H96V40H102V42H103V40H104V43L106 44V43H108V46H110V44L112 43V42H114V41H112V38H111V40L109 39V35L111 34V35H113L112 33H108V31H109V29H111L110 27H111V25H114V22H116V24H115V26H120L119 24H117L118 22H117V20H120V22H122V25H128L129 27H130V25H133L131 22H134V25H135V21H134V16L135 15H133L134 14V12H132V13H130V10L132 9V10H134L133 8H135L136 10H135V14L136 15H138V13H140L139 14V17H140V15L142 16V14H143V18L145 19V21H146V28H145V30H139V28L140 27H138V28H136V29H138V31H136V29H133V31H131V33H132V35L131 36H129V34H130V30H132V29H130L128 26H126L127 28H129L128 30V33L129 34H127V36L128 37H131V39L130 40H132V44L134 45L136 42H139L140 43V41H141V43H143L142 44V47L143 48H145V46H144V43L146 42L145 40H147L148 38H149V36H155V39H154V37H151V38H153V40L152 41H154L155 40V43L154 44H156L155 45V48H153V46H154V44H152V46H149L150 45V42H147L148 44V46L151 48L152 47V49H156L155 51L153 50V52H155V55L158 53V54H161V53H159L157 50L159 49V47L161 46V45H163V43H165V41H167L166 42V44H164V45H167L166 46V48L168 47V48H170L171 50L172 49H174L173 47L175 46V47H177V45H174L173 46V44L174 43H176V42H179V41H175L174 43L172 42V40L174 41L175 39H178V40H180L181 38L183 39V36L185 37L184 39L185 40H183V41H186L187 40V38H188V40L189 39H192L191 38V34H193V33H195L196 32V29H194L196 26L195 25H191V28L193 29V30H190L191 32L193 31V33H190V35L189 34H187L186 35V32H187V30H186V27H188L187 25H190L189 24V22H191V21H184V22H179V20H176V16H175V14H176V12L178 13V11H176V10H181L182 11V9H179V8H177V6L176 5H179L180 3H182L183 4V6H182V8L184 7V6H186V7H188L187 8V12H190L189 11V8L190 9H197L196 8V5L197 4H202L201 6H205L206 5V3ZM230 2V1H229ZM261 4H262V7L264 8V6H263V2H261V1H259ZM19 3H20V6H21V2H20V0H19ZM27 3V2H26ZM29 3H31V0H28V4ZM34 2H32V4H33ZM42 5L44 4V0H42ZM203 3H205V4H203ZM23 4V3H22ZM49 4V3H48ZM48 4H45V5H48ZM62 4V3H61ZM71 4V3H70ZM182 4H180V5H182ZM209 4V3H208ZM207 4V5H208ZM223 4H225V3H223ZM255 4V3H254ZM30 5V4H29ZM34 5V4H33ZM36 5L37 4H35L34 6L36 7ZM38 5H41V4H39V2H38ZM38 5H37V7H38ZM41 5V6H42ZM72 5V4H71ZM95 6V17L93 18V9L92 10H90L91 8H90V6ZM206 5V6H207ZM212 5V4H211ZM227 5V4H226ZM26 6V5H25ZM40 6V7H41ZM49 6H51L52 7V3L49 5ZM54 6H56V5H54ZM58 6V5H57ZM200 6V7H201ZM229 6V5H228ZM59 7H61L60 8V10L62 9V7L64 8V6H60L59 5ZM186 7H184V10H186L185 8ZM203 7H201L202 9H203ZM262 7H255L256 9L258 8V13H257V15L260 17V19H259V21H260V23H257V24H255V26H256V28L257 27H259V24H260V27L258 28V29H260L261 27H262V24L264 25V9L262 8ZM26 8V7H25ZM56 9H57V7H55ZM70 8V7H69ZM177 8V9H176ZM200 8V9H201ZM206 8V7H205ZM259 8H260V10H259ZM29 9V7H27V9L26 10H23L24 11V13L26 12H28V11H30V10H28ZM37 9V8H36ZM40 9V8H39ZM54 9V8H53ZM70 9H72V8H70ZM192 9V10H193ZM210 9V8H209ZM256 9H254V11L256 10ZM263 9V10H262ZM38 10V9H37ZM45 10V9H44ZM43 10V11H44ZM49 10V9H48ZM51 10H52V8H51ZM50 10V11H51ZM60 10H59V8H58V10L57 11H59V13H63V11L61 10V12H60ZM64 11L66 10V7H65V9H63ZM74 10V9H73ZM131 10V11H132ZM192 10H191V12L190 13H192ZM193 11V12H195V13H200V12H197V11ZM213 10V9H212ZM47 11V10H46ZM53 11V10H52ZM51 11V12H52ZM57 11H53V12H55L56 14L58 13ZM136 11H138V12H136ZM66 12V11H65ZM72 12V11H71ZM186 12V11H185ZM206 11L204 10V13H205ZM214 12V11H213ZM31 13V12H30ZM36 13H38V11L36 12ZM39 13H40V10H39ZM59 13H58V19L59 20H63L64 18L63 17H61L60 18V16H63L64 15V13H63V15H59ZM67 13V12H66ZM92 13V14H91ZM180 13V12H179ZM218 13V12H217ZM43 14V13H42ZM42 14H40V15H42ZM55 14V15H56ZM181 14H183V13H181ZM184 14H186V13H184ZM207 14V13H206ZM209 14H210V12H209ZM208 14V16H210ZM27 16H28V13L26 14ZM35 15V14H34ZM191 15V14H190ZM202 15H203V11H202ZM214 15V14H213ZM30 16V15H29ZM32 16H33V14H32ZM46 16V15H45ZM53 16H54V14H53ZM65 16H67L66 14H65ZM72 16H73V12H72ZM179 16V15H178ZM182 16H184V15H182ZM188 16V15H187ZM196 16V15H195ZM198 16V15H197ZM199 16H201V13L199 14ZM198 16V17H199ZM208 16H207V18H208ZM219 16V15H218ZM257 16V17H258ZM133 17V18H132ZM186 17V16H185ZM190 17V16H189ZM188 17V18H189ZM192 17V16H191ZM210 17H212L213 18V16H210ZM256 17V18H257ZM258 17V18H259ZM33 18V17H32ZM47 18V17H46ZM63 18V19H62ZM200 19V21H201V17H199ZM204 18H205V16H204ZM204 18H202V19H204ZM211 18V20H213ZM216 18V17H215ZM255 18V17H254ZM257 18V19H258ZM38 19H40V20H43L42 18H38ZM54 19H55V16H54ZM138 19H140V18H138ZM192 19V18H191ZM197 19V18H196ZM218 19V18H217ZM253 18H251L250 20H252ZM44 20H48V19H44ZM68 21L69 20H71L70 18H68L67 19ZM133 20V21H132ZM188 20H190V19H188ZM193 20V19H192ZM209 20V19H208ZM214 20H216V19H214ZM219 20L221 21V22H223L222 24L224 25V22L225 21H222L223 19H221V18H219ZM218 20V22L219 23H221L220 21ZM225 20H227V19H225ZM131 21V22H130ZM136 21H138V20H136ZM140 21V20H139ZM144 21V20H143ZM195 20H193V22H194ZM210 21V20H209ZM217 21V20H216ZM246 21V20H245ZM51 22V21H50ZM64 22V20L61 22V23H63ZM76 22V21H75ZM208 22V21H207ZM213 22H215V21H213ZM218 22L216 23V25L218 24ZM243 22V23H242ZM251 22V21H250ZM256 22H258V21H256ZM39 23V22H38ZM41 23H42V21L39 23L40 24V26H41ZM45 23H47L46 21L45 22H43V24L45 25ZM55 23V22H54ZM140 23V22H139ZM205 23V22H204ZM211 23V25H212V22H210ZM247 23H249V22H247ZM50 24L51 23H47L46 25H48V26H50ZM56 24H57V22H56ZM75 24V23H74ZM77 24V23H76ZM160 24H163L162 25V27H160L159 25ZM192 24V23H191ZM195 24H197L198 25V23L197 22H195ZM208 24V23H207ZM244 24V25H243ZM65 25H67V30H69V27H68V24H66L65 23ZM134 25L133 26H131L132 28L134 27ZM210 25V26H211ZM214 25V24H213ZM215 25V27H218V26H216ZM219 25V24H218ZM222 25V26H223ZM247 25V26H246ZM140 26V25H139ZM142 26V25H141ZM143 26H145V25H143ZM195 26V27H194ZM209 26V27H210ZM221 25H219V27L218 28H216V30H219V32H216V35H218V38L221 40L220 42H219V44L220 43H222L223 45H224V47H222L223 49H225L224 50V54H225V56H226V54H228L229 56H226V57H224L223 56V54H221V53H219L220 54V56L218 55V49H217V46H218V43L216 44V41H214V40H216V38H215V36H214V34H211V33H207V34H204V35H202L199 31H201V30H199V31H197V35L198 34H201V35H198L199 37H202V38H198V37H196L197 39H198V41H199V39H201V45L198 43V41H197V45L199 46H197L196 47V44L194 45V47H195V50L197 49L198 50V48H199V50H198V53H197V50L195 51L194 49V52L197 54V56L199 57L200 56V58L202 57V56H204V58L206 57L205 55H204V53L205 54H208V53H210V51H212V53L214 54H211V57H210V60H209V58L208 57H206L207 58V60H203L206 64H210V65H212L211 63H207L208 62V60L211 62V61H214V60H211V58L213 57V56H215V61L214 62H217V65L220 67V66H222V64H223V68L225 69V70H223L221 67H220V70H223V71H218L217 70V72H218V74L216 73V75H217V77H218V75L222 78L221 79V82L219 83V81L216 79V81H217V83L215 82V83H213L212 84V86H213V88H214V90L216 89V88H218L219 86H229V85H233V87L231 88V90L234 88L235 89V91L237 92V93H235V92H232L233 93V95L231 94L229 97L230 98H228V99H230V101H231V98L232 97H237V100H239L240 102H239V104H242V102H245V101H247V100H249L248 101V104H247V107H248V105H249V102H253V105L252 106H254L255 107V109L254 110H258L259 112V114L260 115H262V112H263V114H264V55H255V54H249L247 51H246V47H243L244 45H246V40L244 39V40H242V38L239 36L238 37V39H239V41H240V44L239 43H237V46H233V47H228L227 46V29L225 28V25H224V27H222ZM42 27H43V25H42ZM51 27V26H50ZM78 27V26H77ZM81 27V26H80ZM121 27V28H120ZM120 27H117V28H120V29H123V27L122 26H120ZM137 27V26H136ZM157 27L159 28V29H157ZM194 27V28H193ZM44 28V27H43ZM53 28V27H52ZM55 28V27H54ZM57 28V27H56ZM59 28V27H58ZM74 28H75V26H74ZM82 28V27H81ZM127 28H126V30H127ZM135 28V27H134ZM199 29H201L200 27H198ZM206 28V27H205ZM262 28H264V26L262 27ZM51 29V28H50ZM65 29H66V27H65ZM117 30V29H115L114 27L112 28V30ZM117 30V31H120L119 33H117L116 31V37L118 36V38H120V35H122V33H121V31L122 30ZM144 29V28H143ZM209 28H207V30H208ZM215 29V28H214ZM19 30V33L21 32V30L20 29H18ZM52 30V29H51ZM58 30H60V29H58ZM186 30V31H185ZM206 30V31H207ZM213 30V29H212ZM211 30V31H212ZM43 31H44V29H43ZM48 30L47 29H45V35H46V32H47ZM72 31V30H71ZM70 30L69 31H67V32H71ZM136 31V32H135ZM209 31V30H208ZM207 31V32H208ZM49 32V31H48ZM64 32V31H63ZM62 32V33H63ZM78 32V31H77ZM76 32V34L77 35H80L81 33V31H79L78 33ZM202 32V31H201ZM58 33H60V32H58ZM57 33V34H58ZM66 33V32H65ZM64 33V34H65ZM72 33V32H71ZM80 33V34H79ZM126 33V32H125ZM125 33H124V35H125ZM185 33V34H184ZM189 33V32H188ZM215 33V32H214ZM259 33H261L259 36H257V40H255V42L252 44V46L253 45H259V46H261V45H263L261 48H262V51L264 50V30H263V32H259ZM22 34L23 35H25V33L24 32H22ZM67 35H68V33H66ZM70 34V33H69ZM73 34V33H72ZM75 34V35H76ZM81 34V35H82ZM108 34V35H107ZM118 34V35H117ZM147 34H149V36L147 35ZM76 35V36H77ZM36 36V35H35ZM57 36H59V37H57ZM57 36H55V37H47L46 38V40L47 39H50L51 41H50V44H49V42H48V44L51 46V43H53L56 47H59V46H61V45H64L63 44V42L64 41H66V45H70L71 43H69V42H71V40L69 41H67V39L68 38H66V36H65V39L66 40H64L62 37H63V35L60 37V35H57ZM69 36V35H68ZM83 36V35H82ZM79 37V36H77V38L79 37L80 39L82 38V41H80V39H79V42L80 43H83L84 42V40L86 41V39H84L83 40V37ZM115 36V35H114ZM146 36H148V38L147 39H143L144 37H146ZM178 36V37H177ZM181 36V37H180ZM186 36H187V38H186ZM190 36V37H189ZM44 37V36H43ZM74 37V36H73ZM111 37V36H110ZM128 37H126L125 36V38H128ZM174 37H176L175 39H173ZM193 37V36H192ZM70 38V37H69ZM151 38H149L150 40H151ZM180 38V39H179ZM194 38V37H193ZM196 38H194V40L196 39ZM71 39V38H70ZM76 39V38H75ZM107 39V41H105ZM122 39H123V35H122V38L120 39L121 41H122ZM170 39H172V40H170ZM181 39V40H182ZM42 40V39H41ZM111 41V42H108V41ZM119 40V39H118ZM150 40H147V41H150ZM170 40V41H169ZM188 40L186 41V44H188L190 47H191V45H192V47H193V43H191V45L189 44V42H188ZM193 40V41H194ZM73 41V40H72ZM87 41H88V39H87ZM90 41V40H89ZM126 41V40H125ZM142 41H144V42H142ZM171 43V45L173 46L172 48L170 47V45L168 44L169 42ZM203 41V42H202ZM213 41H214V43L217 45V46H215V44L213 45V44H211L212 46H213V48L214 49H212V47L210 48V50H208V48L211 46L210 45V43H213ZM75 42H77L76 40H75ZM74 42V43H75ZM127 42V41H126ZM126 42H122L123 44H121V45H125V43ZM188 42V43H187ZM45 43H46V41H45ZM73 42H72V44H71V46H73V48L72 49H70V50H63L61 47H59L60 49H62L63 51H68V52H66V53H68V55H69V58H70V61L68 62V63H72V62H74V64L76 63L77 65H78V67H80V68H78V70L80 71V73L81 72H84V69H85V64H86V66L88 67V65H87V62H89V65H91L90 64V62H95L94 64L96 65V61H94V53H95V55H96V53L98 52L97 51V49H96V51L94 50H92V49H90V51H88L89 49V47L87 46L86 48H87V50H86V52H84L83 51V48H81V49H79V47H81V46H79L80 44L79 43H76V46H74L75 44H74ZM97 43H99L98 41L96 42V44ZM110 43V44H109ZM114 43H116L115 44V47H116V49L118 50V52H119V49L117 48L118 46H117V42H114ZM121 43V42H120ZM140 43V44H141ZM183 43V42H182ZM185 43V42H184ZM209 43V44H208ZM131 44V45H132ZM177 44V43H176ZM202 44H205V45H202ZM112 45H113V47H114V44L112 43ZM132 45V46H133ZM147 45H146V47H147ZM178 45H181V43L179 42L178 43ZM241 45H242V47H241ZM53 46V45H52ZM107 46V48H106V50L104 51V52H107V49H109L108 51H109V53H110V51H111V49H113V48H111V47H108ZM123 46H121V47H123ZM127 46V48H125L126 50L129 48L128 47V43H127V45H125L124 47H126ZM135 46V45H134ZM182 46V45H181ZM181 46H179L178 48H182ZM205 46H207V47H205ZM216 48H215V47ZM63 48H64V46H62ZM123 47V48H124ZM184 47H186L185 45L183 46V48ZM191 47V48H192ZM256 47V46H255ZM53 48H55V47H52L51 49H53ZM70 48V47H69ZM102 48V47H101ZM111 48V49H110ZM132 49H134V47H131ZM137 48H139V46L137 47V45H136V48L134 49V50H132V49H128V51L127 52H129L128 54H130V52L131 53H134V55L133 54H131V55H133L132 57H136L137 58V64H138V60L141 62V57H142V55H144V54H142L144 51H141L140 50V48L139 49H137ZM167 48V49H168ZM219 48H221V47H219ZM66 49V48H65ZM95 49V48H94ZM104 49V48H103ZM125 49H122L121 48V50L122 51H120L121 53H118L117 52V50L116 51H114L113 53H115V52H117L118 53V55H119V57H118V55H116L115 57H118V58H120L121 59V54L123 55V54H125L126 55V58H128L129 59V57H127L128 56V54L127 53H125ZM164 49V48H163ZM187 49V48H186ZM248 49V48H247ZM79 50V51H78ZM91 50L93 51V52H91ZM129 50H131V51H129ZM136 50V51H135ZM148 50V49H147ZM165 50V49H164ZM189 49H187V51H185V49L183 50L184 51V53L185 52H187V54H188V56H191L188 52ZM78 51V53H82V54H85V59H83V58H81V56L78 58V55H77V52ZM135 51V52H134ZM180 51H182L181 49L179 50V49H175V52L177 53H174L173 51H171V52H173L172 54H171V56H168L169 55V53H170V51H168L169 53H167V50H166V52L165 51H163L164 53H167L166 54V56L165 57H162L163 58V60H161V61H159V62H161V63H159V62H157L158 64H157V66H159L158 67V69L160 70V72L161 73H163V71L165 70V69H168V70H170L171 68H170V62L171 61H173L172 60V58H174V56H175V54L177 55V57H178V55H179V58H180V60L179 61H181L182 63H178V65H176L177 63L175 62V61H173L172 63H173V65L175 64L176 66H174V67H176V69H175V71H173L172 69V71H170L169 73H171V72H174L175 74H177V75H179L180 73H179V69L181 68L183 71H188L187 73H189L190 75L192 74V75H194V73H195V71H201V70H204V69H202L201 67V70H200V68L198 67L199 66V64H196V62H195V60H193V59H191V57H190V59L189 60H186V58H188L187 56H184L183 55V52H181L182 53V55L184 56L183 58H185V60H182V58L180 57V55H181V53H180ZM55 52V51H54ZM151 52H152V50H151ZM160 52H162V51H160ZM180 54H179V53ZM220 52H222V50L220 49ZM52 53V52H51ZM99 53V52H98ZM101 53H102V51H101ZM101 53H99V54H101ZM108 53V52H107ZM150 53V52H149ZM264 52H262V54H263ZM53 54V53H52ZM79 54V55H80ZM111 54V53H110ZM109 54V55H110ZM146 54V53H145ZM152 54V53H151ZM186 54V55H187ZM257 54V53H256ZM161 55H163V53L161 54ZM181 55V56H182ZM217 55V56H216ZM230 55H232L233 57H234V55L236 56V58L234 59V58H232V57H230ZM255 55V56H254ZM98 56V58L96 57V59L95 60H97V59H100L99 61H100V63L98 62V65L100 64V67H102V65L103 66H105L106 64H104L103 62H106V61H104V59H102L103 60V62H101L102 60H101V56L100 55H97ZM111 56V55H110ZM112 56H114V55H112ZM150 56V55H149ZM158 56V55H157ZM208 56H210V54L208 55ZM223 56V57H222ZM60 57V56H59ZM168 57H170V58H168ZM68 58V59H69ZM105 58H107V57H105ZM112 58V57H111ZM110 58V59H111ZM114 58V57H113ZM112 58V59H113ZM125 58V57H124ZM126 58L125 59H122V63H123V61L125 60V61H128V59L126 60ZM136 58L135 59H133V60H136ZM140 58V59H139ZM145 58V57H144ZM161 58V59H162ZM178 58V59H179ZM193 58V57H192ZM203 58V57H202ZM203 58V59H204ZM205 58V59H206ZM116 59V58H115ZM114 59V60H115ZM155 59H157L156 57H155ZM212 59H214V58H212ZM219 60V62L217 61V60ZM250 59V60H249ZM130 60H131V57H130ZM132 60V61H133ZM142 60H146V59H142ZM154 60V59H153ZM250 61L252 64H250L251 65V68H252V70L253 71H251V72H249L248 70L246 71V73H240V69H242V70H244L245 71V68L247 69L248 67H244V65L246 64V62L247 61ZM260 60H262V62L261 63H259L260 62ZM27 61V60H26ZM72 61V62H71ZM110 60L108 59V61L106 62L107 64L108 63H110L111 62V64H108V68L107 69H105V70H103L102 68H101V70H103V74H101L102 75V77H104V76H106V75H108L107 77H104L105 79H107V81L111 78L110 76L111 75H109V74H106V73H104L105 71L106 72H109L110 70L112 71L113 70V68L114 67H111L110 68V70H108L109 69V67L110 66H113V65H115V63L114 62H116L117 61V59H116V61H114L113 62V60L112 61H110ZM119 61V60H118ZM118 61H117V63H118ZM124 61V62H125ZM131 61V62H132ZM149 62H151L150 60H148ZM184 61V62H183ZM93 62H92V64H93ZM129 62V61H128ZM128 62H125L124 64H122V65H125L126 66V68L130 65V64H128ZM135 62V61H134ZM140 62H139V64H140ZM220 62H221V64H220ZM116 63V64H117ZM120 63V62H119ZM118 63V64H119ZM136 63V62H135ZM146 64L148 63V62H145ZM219 63V64H218ZM65 65H66V63H64ZM69 64V65H70ZM73 64V63H72ZM128 66H127V65ZM138 64V67H142L141 65H139ZM143 64H144V61H143ZM150 64V63H149ZM148 64V65H149ZM153 64V63H152ZM169 64V66H167ZM206 64H205V66L204 67H208V66H206ZM98 65L96 66V67H98ZM132 65H134V63H132ZM136 65V64H135ZM148 65H144L145 67H149V68H151V66H148ZM151 65V64H150ZM203 65V64H202ZM66 66H68V65H66ZM118 66V65H117ZM117 66H115V68L117 67ZM178 66H180V68L177 70V68H178ZM94 67V66H93ZM100 67H99V69H100ZM130 67V66H129ZM132 67V66H131ZM130 67V68H131ZM134 67V66H133ZM132 67V68H133ZM138 67H136L135 66V68H137V70H138ZM153 67H154V64L152 65V68L150 69V70H152V72H153ZM167 67H169V68H167ZM173 67V66H172ZM173 67V68H174ZM203 67V68H204ZM217 67V66H216ZM69 68V67H68ZM88 68H90V67H88ZM125 67H124V70H128V68L126 69ZM129 68V69H130ZM131 68V69H132ZM198 68H199V70H198ZM211 68V67H210ZM70 69V68H69ZM68 69V70H69ZM96 69V68H95ZM119 69V68H118ZM140 70H143V72L141 73V76H139V78L141 79V77H142V75H144L143 73H144V69H143V67L142 68H139ZM145 69H147V68H145ZM209 69V68H208ZM72 70H74V69H72ZM124 70H122L123 72H124ZM134 71H136L135 69H133ZM140 70H138V74H139V71ZM155 70H156V68H155ZM210 70V72L212 71V72H214L215 73V70H216V68L215 69H213V67H212V70L211 69H209ZM97 71H99L98 69H97ZM126 71H125V77H123L122 78V80L123 79H126L125 80V83H127L128 81H129V86H131L132 84L130 83L131 81L130 80H128L129 78H127L128 76V74L127 73H129L128 71H127V73H126ZM146 71H149V70H146ZM145 71V72H146ZM178 71V72H177ZM226 71H228V72H226ZM100 72V71H99ZM154 72H156V76L154 75V77H157V73L159 74L160 72H157V71H154ZM192 72V73H191ZM204 73H205V71H203ZM221 72H222V75H220L221 74ZM247 72H249V73H247ZM6 73V72H5ZM10 73V72H9ZM52 73V72H51ZM65 72H62V75L64 74ZM73 73H74V71H73ZM78 73V72H77ZM92 74H90V75H93V76H95V77H98V79H99V76H97V75H94V72H91ZM113 73H114V76H113ZM131 73V72H130ZM136 72L135 73H132V76H133V74L135 75V74H137ZM160 73V74H161ZM164 73H165V71H164ZM169 73L167 74V77L165 76V75H160L159 74V76L158 77H163V76H165V78H167L166 79V82L168 83V85L171 87V84L172 85H174L173 87H177V85H175V83L177 82V81H175V79H173V78H175L176 77V79H178L179 80V85H180V78L182 79L181 81H183V78H185V76H187V75H185V74H181L180 75V77H178V76H174V77H170L169 76ZM173 73V74H174ZM185 73V72H184ZM214 73H212L213 75H215ZM75 74H76V71H75ZM104 74H106V75H104ZM110 74H112V78L113 77H116V79L114 80V82H115V84H114V82H113V79H112V87H113V89H112V87L110 88V86H111V84H109V86H107V87H109L108 88V91H107V87H106V89L104 88V86L106 85V83L104 84V82H101L102 80L101 79H99L100 80V84H102L103 83V87L102 86H99L100 88H104V90L102 89V92H108L107 94H111V95H116L118 92H117V90H116V87H117V85L119 84V83H121L120 81H121V76H120V74H118V72L117 73H115V72H110ZM153 74V73H152ZM174 74V75H175ZM207 74H208V72H207ZM55 75V74H54ZM87 75H88V73H87ZM131 75V74H130ZM146 76V78L145 79H147V77L150 79H154V78H152L153 76H151V74H145ZM149 75V76H148ZM191 75V76H192ZM198 75H200L201 76V73L199 72L198 73ZM208 75H211V74H208ZM80 76H82L81 74H80ZM137 76V75H136ZM135 76V78H137ZM181 76H183V77H181ZM197 75L195 74V77H196ZM200 76H197L196 78H202V77H200ZM203 76V75H202ZM50 76L48 75V78H49ZM92 77V76H91ZM158 77H157V80H158ZM171 78V79H168V78ZM194 77V76H193ZM193 77H190L189 78V76H188V78H189V82H190V79L192 78V79H195V77L193 78ZM204 77L207 79L208 78V80L210 79V77H206V76H203V78L202 79H204ZM187 78V77H186ZM219 78V77H218ZM55 79V78H54ZM76 79V78H75ZM138 79V78H137ZM137 79H133L132 81H136V83H134L133 84V86L135 85L136 87H138L139 86V84L140 85H142L141 84V82L140 83H138V85H136L137 84ZM143 79H144V77H143ZM145 79H144V81H145ZM160 79V78H159ZM199 79H197V80H199ZM202 79H200V82H201V80ZM15 80V79H14ZM111 80V79H110ZM128 80V81H127ZM162 80V79H161ZM164 80V82H165V79H163ZM169 80H174L175 81V83L174 82H172L171 81V83H169L168 81ZM211 80V82H212V78L210 79ZM106 81V82H107ZM141 81V80H140ZM155 81H156V79H155ZM188 81V80H187ZM194 81V80H193ZM68 82V81H67ZM149 81H148V79H147V81H146V83H148ZM151 82H152V80H151ZM163 81H160V83H164ZM195 82V81H194ZM206 83L208 82V81H205ZM210 82V81H209ZM208 82V84H210ZM213 82H214V80H213ZM51 83V82H50ZM109 83H110V81H109ZM146 83H144L143 85H145ZM153 83H155L154 81H153ZM157 83H159V82H157ZM157 83H155V84H157ZM159 83V84H160ZM191 83V82H190ZM60 84V83H59ZM66 84V83H65ZM81 84H83V83H81ZM91 84V83H90ZM99 84V85H100ZM117 84V85H116ZM155 84H153L152 85V87H151V90L153 91V89H155V88H153L154 86H155ZM182 84V83H181ZM185 84V83H184ZM184 84H183V86L182 85H180V86H182V88L184 87ZM197 84H199V82H197ZM70 85V84H69ZM88 84H86V86H87ZM123 85H126V87H129V86H127V84H123ZM142 85V90H141V86H139L140 87V92H141V94H139V91H137V95L138 96H141L144 92H143V89H144V91H146V90H148V91H151L150 90V85H149V87H148V89L146 88V87H144ZM186 86H188L189 84H185ZM200 85V84H199ZM203 85H205V86H207V87H205L206 89H208L207 91H209V88H210V86H211V84H210V86H208V85H206L205 83L203 84ZM116 86V87H115ZM133 86H131L132 88L130 89V87H129V89L132 91L133 90ZM157 86V85H156ZM167 86V85H166ZM201 87H202V85H200ZM231 86H229V87H231ZM60 87H62V86H60ZM84 87V86H83ZM118 87H119V85H118ZM138 87V88H139ZM158 87V86H157ZM159 87H161V85H159ZM189 87H191V85L189 86ZM189 87H187L188 89H189ZM194 87V86H193ZM209 87V88H208ZM53 88H54V86H53ZM85 88V87H84ZM145 88H146V90H145ZM205 88H202L203 90H205ZM29 89V88H28ZM87 88H85V91H87L88 89H90L89 91H91V92H93L94 91V93H96L95 92V87L93 86L92 88H89L88 87V89L86 90ZM113 91H112V90ZM115 89V90H114ZM126 89V88H125ZM135 89V88H134ZM168 89V88H167ZM172 89V88H171ZM178 89V88H177ZM194 90H193V94L195 93V89H196V86H195V88H193ZM198 89H199V87H198ZM197 89V90H198ZM228 89H230V88H228ZM109 90H111L110 91V93H109ZM136 90H138L137 88H136ZM136 90H133V92H136ZM157 90V91H156ZM156 92L151 96L150 95V97H149V95L147 96V98L149 99V100H151L152 101V99L154 98L155 100H162V99H164L165 100V97H163V96H165V93H167V91H165V93H164V91H163V93L161 94V92L159 93L160 94V96H159V98L158 97H156L155 96V94L157 93V92H159V91H161V90H159L158 91V88H156ZM169 90V89H168ZM173 90H176V89H173ZM196 90V92H197V94L195 95V96H197L198 94H200V96L199 97H202V99H199V100H203L204 101V97L202 96V94H201V92L199 93L198 91ZM200 90V89H199ZM213 90V89H212ZM210 91V92H212V96H213V91ZM221 90V92L220 93H222L224 90L223 89H220ZM227 89L225 88V91H226ZM54 91H55V88H54ZM88 91V93H90ZM117 93H116V92ZM118 91H121V93H122V90H121V88L119 87V89H118ZM130 91V92H131ZM170 92H171V90H169ZM184 91H186V90H184ZM188 91V90H187ZM190 91L192 92V90H191V88H190ZM216 91V90H215ZM217 91H218V89H217ZM224 91V92H225ZM234 91V90H233ZM98 92H100V91H98ZM100 93V94H102L103 95V93ZM104 92V93H105ZM115 92V93H114ZM177 92V94H179V90H177L176 91ZM181 92H182V90H181ZM189 92V91H188ZM227 92H228V90H227ZM231 92V91H230ZM229 92V93H230ZM72 93V92H71ZM78 93H80V91H77V94ZM87 93V94H88ZM114 93V94H113ZM173 93H175V91H173ZM206 93V91L205 92H203V94H205ZM219 95H218V98H215V97H217V95H215L216 93H214V99H217V100H219V99H226V95H227V93L225 94V96H224V98H223V94H222V96H221V98H219L220 97V93L219 92H217ZM228 93V94H229ZM81 94V93H80ZM98 94V96H99V93H97ZM97 94H95V95H97ZM106 94V95H107ZM145 94H147V93H144V95ZM150 94V93H149ZM164 94V95H163ZM176 94V93H175ZM186 96H184V97H179V98H181V99H186V98H188V100H186L187 102L189 101V98H191V93H189V95H190V97L186 94V93H184ZM183 93H182V95H184ZM208 94V93H207ZM211 93H209V95H210ZM234 94L236 95V96H234ZM65 95V94H64ZM89 95V94H88ZM101 95V96H102ZM125 95H127L126 93H125ZM124 94H122V95H120L121 97H119L121 100H123V98H122V96H124L125 98L124 99H127V98H129L130 99V97L129 96H127V98H126V96H125ZM157 95V94H156ZM182 95H180V96H182ZM207 96V95H204V96H206V97H208V98H211V96ZM90 96V95H89ZM117 97L119 96V95H116ZM169 96H170V94H169ZM91 97V96H90ZM102 97H104V96H102ZM106 97V96H105ZM108 97H110V95L109 96H107V98ZM131 97H132V94H131ZM134 97V96H133ZM160 97H162L161 99H160ZM174 97H175V95H174ZM186 97V98H185ZM193 97V96H192ZM107 98H104V99H106V101L108 100H112L111 98H112V96H111V98L109 99H107ZM138 98H140L142 101H140V102H138V100H136V99H138ZM146 98V99H147ZM151 98V99H150ZM176 98H178V96L176 97ZM178 98V99H179ZM197 98V97H196ZM207 98V99H208ZM233 98V99H234ZM135 99V98H134ZM135 100L137 101V103L138 104H141V106L142 107H144L143 105H142V102H144L145 101V98H144V100H143V98L142 97H137ZM139 99V100H140ZM175 99V98H174ZM173 99V100H174ZM183 99V100H184ZM193 101H191V103H192V105L194 104V103H196V101H195V97H193V98H191ZM190 99V100H191ZM154 100V101H155ZM163 100V101H164ZM167 100H168V97H167ZM182 100V101H183ZM209 100H211V99H209ZM216 100V101H217ZM113 101V100H112ZM111 101V102H112ZM117 101V100H116ZM126 102H130L129 100H125ZM181 101V102H182ZM185 101V102H186ZM216 101H214V102H216ZM234 101V100H233ZM157 102V101H156ZM160 102H162V101H160ZM165 102H166V100H165ZM171 102H173L172 100L169 102V100H168V104H171ZM176 102V101H175ZM205 102V101H204ZM203 102V103H204ZM212 102H213V99H212ZM218 102L219 101H217V103H214V105L215 104H217V106H211V105H213V104H211V101H210V104L211 105H209V104H207L206 102L204 103V107L205 106H207L208 105V107H205L204 109H207V111L209 110V112H210V110H211V108L210 107H212L213 109H214V114H216L218 111L216 110V109H219V107H221V109L223 108V106H222V104H224L225 103V101H224V103H223V100H222V104H218ZM238 102V101H237ZM59 103V102H58ZM100 103V102H99ZM107 103H109V102H107ZM118 103H120V105L119 106H121V107H125V104H123V103H121V101L120 102H118ZM137 103H136V106H137ZM152 103L154 104V102L152 101ZM152 103H150V102H148L147 100H146V104H145V109H147V113L149 114H151V115H154L153 116V118L155 119V116H156V118H157V115L155 114V111H154V109H152L153 108V106L152 105H150V104H152ZM159 103V102H158ZM157 103V104H158ZM162 103H164V102H162ZM167 103V102H166ZM180 103V102H179ZM178 102L176 103L177 105H174L175 103L173 102V109L172 110H170L169 108H166L167 106H169L168 104H166L165 106H164V104H162V106H161V103H160V108L158 107V105L156 104L155 106H157L158 107V110L159 109H161V110H163L164 108V112L163 111H160V113L163 115V117H164V119H165V116L164 115H166V118H167V114H171V112L172 111H176L175 110V108L178 106L179 107V104ZM198 103L199 102H197L196 103V105H198ZM230 103H232V102H230ZM234 103V102H233ZM63 104V103H62ZM72 104V103H71ZM112 105H113V102L111 103ZM115 104V103H114ZM117 104V103H116ZM147 104H148V108H150V109H152L153 111V113L152 112H149V110H148V108H147ZM181 104V103H180ZM184 104V103H183ZM200 104V103H199ZM228 104V103H227ZM236 104V103H235ZM243 104H245V103H243ZM245 104V105H246ZM83 105H84V103H83ZM109 105V104H108ZM130 107L132 106V103L130 102ZM172 105V104H171ZM184 105H186V107H187V105L188 104H184ZM195 105V106H196ZM224 105H226V103L224 104ZM84 106H86V105H84ZM118 106V107H119ZM151 106V107H150ZM181 106H182V104H181ZM202 106V107H203ZM228 106H229V104H228ZM233 106V105H232ZM231 105H230V107H232ZM237 106H240V105H238V103H237V105H236V107ZM250 106V105H249ZM62 107V106H61ZM117 107V106H116ZM135 107V105L133 106V109H135L134 108ZM139 107V106H138ZM137 107V112H138V110H140L139 108ZM161 107H164L163 109L161 108ZM177 107V108H178ZM183 107V106H182ZM185 107V108H186ZM226 107V106H225ZM230 107H226V109L227 108H229L230 109ZM235 106H234V109L236 108ZM241 107V106H240ZM253 107V108H254ZM127 108H129V107H127ZM189 108H191L190 107V105H189V107H188V109ZM210 108V109H209ZM216 108V109H215ZM242 108H244V107H242ZM242 108H241V112L242 111H245V112H243V113H246V110L244 109V110H242ZM122 110H124V108H121ZM226 109L224 108V110H222V111H226ZM249 109H250V107H249ZM129 110H130V108H129ZM168 110H170L171 112L169 113V111ZM179 110V109H178ZM232 110H233V108H232ZM125 111V110H124ZM128 111V110H127ZM167 111V112H166ZM187 111V110H186ZM200 111L202 112V110L200 109ZM207 111L205 110V112L207 113ZM212 111V110H211ZM222 111H220L221 112V114L223 113V116H221V117H223L224 119H225V115H227V114H225L224 115V113L225 112H222ZM248 111H250V114H251V111L252 110H248ZM247 111V112H248ZM55 112V111H54ZM75 112H78L77 110L75 111ZM126 112V111H125ZM128 112H130V111H128ZM128 112H127V114H128ZM140 112V111H139ZM138 112V114H142V112L143 111H141L140 113ZM173 112V113H174ZM181 112H183V111H176V113H177V115H176V117H178L179 115H180V113ZM199 114H198V117H199V115H200V112L199 111H197ZM220 112H218L219 114H220ZM227 112V111H226ZM230 112H231V109H230ZM230 112H229V117H230ZM238 112H239V110H238ZM255 112V111H254ZM132 113H134V112H132ZM175 113V114H176ZM204 113V112H203ZM213 113V112H212ZM217 113V114H218ZM228 113V112H227ZM232 113L233 112H231V116H232ZM235 113V112H234ZM237 113V112H236ZM236 113L234 114L236 117H237V115H236ZM38 114V113H37ZM126 114V113H125ZM140 114V115H141ZM193 114V113H192ZM194 114H196V113H194ZM219 114H218V116H219ZM238 114V113H237ZM43 115V114H42ZM140 115H138V117H141L142 118V116H140ZM173 115V114H172ZM171 115V116H172ZM183 115L186 117V115L184 114V112H183ZM197 115V114H196ZM205 115H207V114H205ZM212 115V114H211ZM241 116L243 115L242 113L240 114ZM240 115L238 114V118L240 117ZM256 116H257V114H255ZM79 116V115H78ZM99 116H100V114H99ZM123 116V115H122ZM136 116H137V114H136ZM143 116H144V112H143ZM171 116H170V118H171ZM214 116V115H213ZM217 115H216V117H218ZM228 116V115H227ZM244 116V115H243ZM246 116V115H245ZM124 117V116H123ZM145 117H146V113H145V116H144V118H143V120L145 119ZM151 117V116H150ZM173 117V116H172ZM176 117H173V118H175L176 119ZM182 117V116H181ZM181 117L179 118H177L176 120H178V119H181ZM184 117V118H185ZM188 117V116H187ZM193 117H194V115H193ZM193 117H191L190 115H189V117L187 118V120L185 121V122H181V121H179V122H181V123H183L182 125H184L185 123H186V125L187 124H189V121L190 120H192L191 118H193ZM196 117V116H195ZM202 117V118H201ZM206 118L208 117L209 118V116L207 115V116H205ZM226 118L228 121H231L230 120V118ZM236 117H234V116H232V120H233V118L236 120L235 122L237 123V121H238V118L236 119ZM248 117H250V118H253L254 119V117H251V116H248ZM247 117V118H248ZM258 117L260 118V116L258 115ZM264 116H262V118H263ZM43 118V117H42ZM81 118V117H80ZM130 118L132 119L133 117H131L130 116ZM136 118V117H135ZM152 118V117H151ZM183 118V119H184ZM190 118V119H189ZM201 118V119H200ZM204 118V115H200V117L199 118H197L198 120L200 119V120H202ZM214 118H215V116H214ZM244 118H246V117H244ZM163 119V120H164ZM168 119V118H167ZM175 119L173 120L172 119V121H175ZM189 119V120H188ZM216 119V118H215ZM218 119L220 120L221 118L220 117H218ZM243 119V118H242ZM264 119V118H263ZM133 120V119H132ZM140 120V119H139ZM142 120V121H143ZM162 120V119H161ZM182 120V119H181ZM194 120V119H193ZM204 120H206V119H204ZM210 120H212L211 119V117H210ZM244 120V119H243ZM248 120H249V118H248ZM251 120V119H250ZM89 121V120H88ZM87 121V122H88ZM102 121V120H101ZM157 121H160L159 119H157ZM166 121V120H165ZM164 121V122H165ZM171 121V122H172ZM183 121V120H182ZM221 121V120H220ZM228 121H226V124L224 125L225 127H226V125L228 124L227 122ZM240 121H242L241 120V118H239V121H238V123L237 124H235V122L233 121V123H232V121L230 122V123H232V126L233 127H230V129L231 128H234L235 129V127H237V130H238V124H239V122ZM247 121V120H246ZM245 121V122H246ZM255 121H256V119H255ZM260 121V120H259ZM6 122V121H5ZM68 122V121H67ZM155 122V121H154ZM191 122V121H190ZM194 123H196V124H198L199 125V121H196L195 122V120L193 121ZM203 122V121H202ZM208 122H212V121H209V119H208ZM221 122H224L223 120L221 121ZM251 122H254V120H252ZM250 122V123H251ZM264 122V121H263ZM102 123V122H101ZM112 123H114V122H112ZM118 123V122H117ZM161 123V122H160ZM160 123H158V124H160ZM180 123V124H181ZM201 123V122H200ZM205 123L206 122H204V125L203 124H201V125H203V128L202 129H204L205 130V128H207L206 126H205ZM217 123V122H216ZM215 123V124H216ZM220 123V122H219ZM218 123V124H219ZM257 123V122H256ZM256 123L255 124H249V125H251L252 127H254L255 128V126H256ZM50 124H52V123H50ZM69 124V123H68ZM103 124V123H102ZM107 124H108V126H109V123L107 122ZM124 124V123H123ZM154 124H156V123H154ZM158 124H156L157 126H158ZM165 123H163V125H164ZM172 124V123H171ZM211 124H213V123H211ZM210 124V125H211ZM214 124V125H215ZM218 124L216 125L217 127V130H218ZM223 124V123H222ZM248 123H246V125H247ZM53 125V124H52ZM103 125H105V123L103 124ZM111 125V124H110ZM122 125V124H121ZM185 125V126H186ZM200 125V126H201ZM208 125H209V123H208ZM207 125V126H208ZM208 126V128L209 127H211V126ZM234 125H236V126H234ZM241 127H242V123H240L239 124ZM246 125H244L245 127H243V128H245V130H246V132H247V130L249 129V127H247V129H246ZM6 126H7V124H6ZM96 126H97V124H96ZM223 126V125H222ZM228 126V125H227ZM229 126H231L230 124H229ZM228 126V127H229ZM258 126H259V123H258V125H257V131H258ZM263 126H264V123H263ZM104 127H106V126H104ZM164 127H165V125H164ZM205 127V128H204ZM213 127V126H212ZM225 127H223L222 129H220L221 127H220V125H219V130H221V131H223V129L225 128ZM228 127H226V128H228ZM260 127H262V125H260ZM57 128V127H56ZM97 128V127H96ZM156 128V127H155ZM207 128V129H208ZM21 129V128H20ZM54 129V128H53ZM140 129H141V127H140ZM157 129V128H156ZM158 129H160V127L158 126ZM191 129H193V128H191ZM202 129H200V132L202 131ZM210 129V128H209ZM208 129V130H209ZM213 129H214V127H213ZM234 129H231V130H229V129H227V131L229 130V131H231L234 135L237 133V131H236V129L234 130ZM240 129V128H239ZM251 129V128H250ZM65 130V129H64ZM115 130V129H114ZM114 130H113V132H114ZM136 130V129H135ZM142 130H144L143 129V126H142ZM141 130V131H142ZM208 130H206V131H208ZM216 130V129H215ZM214 130V131H215ZM226 130V129H225ZM232 130H234V131H232ZM240 130H242V128L240 129ZM244 130V129H243ZM259 130H263V128H261V129H259ZM86 131V130H85ZM124 131H126V129L125 130H121V133H124ZM129 131H131V130H127V132H129ZM158 131V130H157ZM160 131H162V130H159V132ZM190 131V130H189ZM197 131V130H196ZM205 131V133L207 134V132ZM210 132V130H209V132L211 133L210 135L211 136H213L214 134V136L213 137H216L217 138V134H216V132H218V131H216V132ZM221 131H219V132H221ZM236 131V133H234ZM249 132V134H250V130H248ZM251 131H252V129H251ZM254 132H256L255 131V129L253 130ZM3 131H1L0 130V133H2ZM24 132V131H23ZM67 132V131H66ZM112 132V131H111ZM115 132H116V130H115ZM132 132V131H131ZM163 133L165 132V134H168V133H166L167 131H164V129H163V131H162ZM162 132H160V133H162ZM192 132V131H191ZM199 132V133H200ZM208 132V133H209ZM218 132V133H219ZM223 132H226V131H223ZM223 132H221V134L224 136V137H227V138H229L228 136H225V133H223ZM245 132V131H244ZM252 133L253 135H254V137L256 138V133ZM263 132H264V130H263ZM5 133H6V131H5ZM4 132L2 133V134H0V136H1V138H3V136H5L6 138L8 137H12V136H10V135H8V136H6V134H5ZM16 133H18V131L17 132H15V134H13V136L15 137V136H17L18 134H16ZM68 133V132H67ZM86 133V132H85ZM162 133V134H163ZM197 134H198V131L196 132ZM202 133V132H201ZM204 133V134H205ZM214 133V134H213ZM130 134V133H129ZM154 134V133H153ZM153 134H152V136H153ZM183 134V133H182ZM203 134V135H204ZM213 134V135H212ZM245 134H247V133H245ZM248 134V135H249ZM258 134H259V131H258ZM12 135V134H11ZM103 135V134H102ZM116 135V134H115ZM209 135V134H208ZM220 135V134H219ZM237 135H238V142L241 140V139H239V136L241 137V134L239 135L238 133H237ZM244 136V135H242V136H244V137H246V139L250 136V137H252L251 135H249V136ZM260 135H261V133H260ZM263 135V134H262ZM108 136V135H107ZM112 137H109L112 141H113V135H111ZM116 136H118V135H116ZM120 136L122 137V135L120 134ZM119 136V137H120ZM124 136L125 137H127L125 134H124ZM136 136V135H135ZM163 136H165V135H163ZM169 136V135H168ZM167 136V137H168ZM175 136V135H174ZM190 136H192V135H190ZM197 136V135H196ZM200 136V135H199ZM199 136L197 137L198 139H199ZM206 137H207V135H205ZM230 136V135H229ZM236 136V135H235ZM18 137L19 136H17L16 137V141H18ZM21 137L22 138H24L22 135H21ZM59 137V136H58ZM140 137V136H139ZM150 137H151V135H150ZM176 137V136H175ZM208 137H210V136H208ZM207 137V138H208ZM222 136H219V138H221ZM231 138L229 139V140H227V138H226V141H229V143H231L233 140V142L235 143L236 141H235V139H232V136H230ZM249 137V138H250ZM253 137V140H249L250 141V144H252L251 143V141H255V138ZM257 137H258V135H257ZM106 138H108V137H106ZM124 138V137H123ZM122 138V139H123ZM137 138H138V136H137ZM141 139H142V137H140ZM163 138V137H162ZM168 138H170V137H168ZM196 138V137H195ZM201 138H205L204 136L202 137L201 136ZM206 138V139H207ZM242 138V137H241ZM248 138V139H249ZM263 138V137H262ZM52 139V138H51ZM54 140H55V138H53ZM109 139V140H110ZM121 139V140H122ZM139 139V138H138ZM198 139H196V140H198ZM237 139V138H236ZM245 139V138H244ZM243 139V140H244ZM258 139V138H257ZM4 140H6V143L8 144V143H10L13 139L11 138L10 140H8L7 141V139H4ZM3 140V141H4ZM129 140V139H128ZM140 140V139H139ZM211 140H212V137H211ZM218 140V143H220V142H222L223 140L221 139H215V141H217ZM230 140H232V141H230ZM260 140H261V137H260ZM3 141H0V142H2V143H4ZM10 141V142H9ZM57 141V140H56ZM103 141H105V140H103ZM111 141V142H112ZM123 141V140H122ZM156 141H159V140H156ZM172 141V140H171ZM174 141V140H173ZM198 141H201V139L200 140H198ZM208 141V140H207ZM212 141H214V140H212ZM211 141V142H212ZM214 141V142H215ZM220 141V142H219ZM224 141H225V139H224ZM245 141V140H244ZM249 141L247 142V143H249ZM15 142V141H14ZM97 142V141H96ZM133 141H131V140H129V143H132ZM140 142H141V140H140ZM142 142H143V140H142ZM145 142V141H144ZM188 142V141H187ZM192 142H194V141H192ZM206 142V141H205ZM210 141L208 142V143H211ZM214 142H212L211 143V145H213L212 146V148L217 144V142H216V144L214 143ZM261 142H263V141H261ZM13 143V142H12ZM11 143V144H12ZM15 143H17V142H15ZM19 143V142H18ZM22 143H24L23 142V139H22ZM176 143V142H175ZM198 143V142H197ZM237 143V142H236ZM240 143H241V141H240ZM247 143H245L246 145H248ZM257 143L258 144H260V142H258L257 141ZM257 143H255V146H257L258 148H260V153H262L261 152V149H263L264 148V146H261V144L263 145V143H261L260 145H258ZM11 144H8V145H10L9 146V149L11 148ZM47 144H49L48 142H47ZM115 143L113 142V145L112 146H116V147H120L119 146V144H116V145H114ZM121 144V143H120ZM123 144V143H122ZM133 144V143H132ZM173 144H174V142H173ZM177 144H179L178 142H177ZM222 144V143H221ZM238 145H239V143H237ZM242 145H243V147H241L242 148V150H243V148H244V150H246L245 149V145L243 144V142L241 143ZM33 145H35V144H33ZM145 145H147L146 143H145ZM228 145V147L230 146L231 147V145H234L233 143H231V145L230 144H227ZM236 146V145H234V146H232L230 149H234V150H236L235 149V146H236V148H237V150H238V148H239V146ZM241 145V146H242ZM253 145H254V143H253ZM1 147H2V145H0ZM20 146L22 147V145L20 144ZM124 147L126 146L125 144L123 145ZM187 146V145H186ZM197 146V145H196ZM217 146V145H216ZM215 146V147H216ZM224 145L222 144V147H223ZM226 146V145H225ZM260 146V147H259ZM1 147H0V149H1ZM130 148H131V146H129ZM128 147V148H129ZM140 147H142V145L140 146ZM149 147V146H148ZM200 147V146H199ZM215 147L213 148V150H215ZM228 147H225V149H223V151L224 152H226L227 154H232L233 155V153H230V152H232V150H230L229 151V149H227L226 150V148H228ZM263 147V148H262ZM128 148H126V149H128ZM145 148H147V147H145ZM217 148H220L219 147V144H218V147ZM217 148H216V150H217ZM250 148V147H249ZM7 149V148H6ZM108 149H110V148H108ZM108 149H106V151L108 150ZM133 149H134V147H133ZM142 149V148H141ZM180 149V148H179ZM182 149V148H181ZM252 149H255L254 147L252 148ZM3 150V149H2ZM143 150V149H142ZM205 150V149H204ZM226 150V151H225ZM234 150H233V152H234ZM257 149H255V151H256ZM259 150V149H258ZM264 150V149H263ZM220 151V150H219ZM246 151H248V150H246ZM255 151H253L252 153L254 154V155H256L255 157H256V159H254V157H252L253 158V160L252 161H254L253 162V166H251L250 167V169L247 171L248 172V175H249V177L251 176L252 177V173L254 174V181H256L257 183H255V184H257V186H259V187H257L256 188V190H254V193L252 194V193H250V192H244L243 191V193H236V192H231V190H229L225 185H223L222 183H221V180L220 181H218V185L214 188V187H212V188H214V190H216V191H221L223 194H213V195H211V196H209L210 195V193H208V189H209V187L207 186V181L208 180H211V178H210V176L209 175H206V179L204 180V178H201V179H199V178H197V176L195 177L196 178V180L195 181H191V180H189V182L191 183V185H189V192H192V194L193 195H195V197H197L198 199L197 200H192L193 201V203L195 202V203H197V205H198V207H199V213L197 214V215H193V217L192 218H190L189 220H187V219H185V217H182L181 216V214L183 213H181L180 215L179 214H176V212H173V208H175V207H177V205H175L174 203H176V202H180V203H182L183 201L181 200V199H179L178 197H177V194L172 190V189H170V188H168V182L166 181V179L164 178L165 176L163 175L164 174V171H163V169L161 170L160 168L159 169H152L151 167H149V169L147 168V166H146V169L150 172V173H148V174H146L147 175V178H145V177H140V179H144V182H145V179H149V180H151V181H155L156 183H158V185L160 184V185H163V186H165V187H167V193H168V195L170 196V197H168L167 199H166V201L167 202H169V204H167L166 202H162V201H160L158 204H156V205H154V206H148V205H145L144 203H142L141 202V200H137V201H135L134 202V204H135V207H136V209L138 210V211H140L141 212V215H134V214H131L130 212H128L125 216H122V217H120V216H117L115 213H114V211H115V209L116 210H118L117 208H115V207H111V205H110V207H107L106 208V206H104V207H102L103 209H104V211H102V214H96L95 212V180L97 181V179L96 178H92L90 181H89V184H87V186H85L82 190H77V189H74L75 191L77 190L78 192H77V195H76V193L74 192V190H73V192H74V194L76 195V197H78V201H79V203L78 204H84V203H86V205H88L90 208H88V210H87V213L86 214H84L83 215V217H84V219H82L83 221H82V225H81V227L79 228H77L73 233H68V232H65V231H60V233L58 232V228H59V223L58 222H52V224L49 226V223L48 222H46V223H44V225L43 226H38V228L37 229H35L34 230V232L33 231H31V229H30V231L28 232L27 230V234L24 236V238L22 239V241H21V243H20V245L22 244V248L24 249V248H30V250L29 249H27V250H25V252L23 253L22 252V256H19L18 254H17V258L19 259V260H21L22 261V264L24 263V264H264V258H261V257H256V254H257V252L259 251H261L262 253L264 252V170H263V167H262V161L263 160H261V158H263L262 157V154H260L258 151H256V153H254ZM6 152H8V153H10V151H6ZM131 152V151H130ZM146 152H150V151H147L146 150ZM191 152H192V150H191ZM222 152V150L220 151V153ZM229 152V153H228ZM236 153L238 152V153H240L239 152V150L238 151H235ZM245 152V151H244ZM264 152V151H263ZM7 153V155H9ZM104 153V152H103ZM128 153V152H127ZM196 153V152H195ZM199 153V152H198ZM205 153V152H204ZM204 153L202 152V154L204 155ZM219 152H217L216 154H220ZM236 153H235V155H236ZM247 153L249 154V152H245V155H247ZM2 153H1V150H0V155H1ZM163 154H165V153H163ZM242 154V153H241ZM264 154V153H263ZM2 155H5V153L4 154H2ZM7 155H6V158H7ZM102 155V154H101ZM146 155V154H145ZM144 155V156H145ZM195 155H197V154H195ZM223 155V154H222ZM238 155V154H237ZM254 155H251V156H254ZM14 156H15V154H14ZM150 156V154L148 155V157ZM166 156H168V155H166ZM197 156H199V155H197ZM202 156V155H201ZM206 155H204L203 157H205ZM214 156V155H213ZM219 156V155H218ZM249 156H250V154H249ZM16 157V156H15ZM152 157H154V156H151V158L149 157V160L151 159L152 160ZM211 157V156H210ZM210 157H208V159L210 160ZM224 157H226V156H224ZM229 157H231V156H229ZM233 157V156H232ZM231 157V158H232ZM247 157V156H246ZM155 158V157H154ZM153 158V160H155L154 162L156 163H154L155 165H158L159 164V166H160V163H157L156 162V160H159V159H157V157H156V159H154ZM168 158V157H167ZM199 158V157H198ZM231 158H228V160L229 159H231ZM235 158L239 161L238 163H236L237 165L240 163V159H239V157H234V160H235ZM131 159V158H130ZM146 159H147V155H146ZM171 159V158H170ZM215 159H217V160H219V158H216L215 157ZM225 159V158H224ZM248 159H251V157L249 158L248 157ZM264 159V158H263ZM14 160V159H13ZM141 160V159H140ZM148 160V159H147ZM172 160V159H171ZM174 160V159H173ZM172 160V162H174ZM208 160V161H209ZM226 160H227V157H226ZM226 160L224 161L225 163H226ZM233 160V159H232ZM233 160V161H234ZM236 160V161H237ZM241 160H243V159H241ZM245 161H246V159H244ZM190 161V160H189ZM211 162L212 161H214V160H210ZM221 161V160H220ZM230 161V160H229ZM248 161V160H247ZM15 162V161H14ZM21 162V161H20ZM152 162V161H151ZM162 162H163V160H162ZM161 162V163H162ZM205 162V161H204ZM223 162V161H222ZM223 162V163H224ZM16 163V162H15ZM164 163V162H163ZM224 163V164H225ZM228 163V162H227ZM233 164H234V166H235V163L234 162H232ZM248 163V162H247ZM246 163V164H247ZM113 164V163H112ZM205 164H207V163H205ZM212 165H213V167L215 166L213 163H211ZM244 164V163H243ZM165 166H166V164H164ZM189 165V164H188ZM220 165V164H219ZM242 165V163H240L238 166L239 167H237L236 168V166L234 167H232L231 165H229L230 167H232V168H230L229 166H227L226 164H225V166H227L228 168L227 169H223V170H219L220 168H218V169H216L215 167H214V169H216V170H219L218 172L220 173L221 171H223V172H221V173H223L222 174V176L224 175L225 176V174H224V171L225 172H229V171H231L233 168H235L236 170L238 169L239 170V168H242L243 166H241ZM252 165V164H251ZM22 166L24 167V165L22 164ZM26 166V165H25ZM32 166V165H31ZM18 167V166H17ZM16 167V168H17ZM98 168H100L99 166H97ZM107 167V166H106ZM144 167V166H143ZM142 166H141V168H143ZM160 167H162V166H160ZM179 166H176V169H179L180 170V168H178ZM212 167V166H211ZM212 167V168H213ZM151 168V169H150ZM165 168V167H164ZM168 168H170V167H168ZM167 168V170L168 171H171V169H168ZM172 168V167H171ZM191 168V167H190ZM195 168V167H194ZM211 168V169H212ZM243 168H245V169H240V172L242 171V170H247V167H243ZM251 168H252V170H251ZM26 169V168H25ZM25 169H24V171H25ZM28 169V168H27ZM39 169H41V168H39ZM38 169V170H39ZM129 169V168H128ZM135 169V168H134ZM145 169V168H144ZM145 169V170H146ZM173 169V168H172ZM183 169H184V167H183ZM189 169V168H188ZM196 169V168H195ZM198 169H200L199 167H198ZM186 170V169H185ZM229 170V171H228ZM27 171V170H26ZM28 171H30V170H28ZM27 171V172H28ZM187 171V170H186ZM167 172V171H166ZM239 173V171H235V175H236V173ZM119 173H120V171H119ZM130 173H132V172H129L128 171V174H129V176H131V174ZM167 173H169V172H167ZM215 173H217V172H215ZM219 173H217V174H219ZM237 173V174H238ZM242 173V172H241ZM246 172H244V174H245ZM22 174H25L26 175V177H28L27 176V174L25 173V172H22ZM41 174V173H40ZM102 174H104L103 172H102ZM123 174V173H122ZM134 175H135V172L133 173ZM171 174H172V176L173 175H175V174H173L172 172H171ZM185 173H183V175H184ZM186 174H187V172H186ZM189 174V173H188ZM191 174V173H190ZM197 174H198V172H197ZM196 174V175H197ZM202 174H203V172H199V176L201 177L202 176ZM231 174H234V170L232 171V173ZM230 174V175H231ZM25 175H23V177L25 176ZM89 175V174H88ZM139 175V174H138ZM142 175V174H141ZM170 175V174H169ZM192 175V174H191ZM239 176H241V175H243V173L240 175V174H238ZM238 175H236V177L238 176ZM255 175H257V176H255ZM39 176V174L37 175V177ZM43 176V175H42ZM61 176H62V174H61ZM175 176H177V175H175ZM175 176H173V177H175ZM181 176V175H180ZM179 176V177H180ZM187 176V175H186ZM204 176V175H203ZM220 176V175H219ZM228 176V175H227ZM238 176V177H239ZM243 176H245V175H243ZM0 177H2V179H0V184H2L3 183V180H4V178H3V176L0 174ZM11 177H13V176H10V178ZM36 177V178H37ZM69 177V176H68ZM104 177V176H103ZM132 177H133V175H132ZM135 177H136V175H135ZM178 177V176H177ZM184 177H185V175H184ZM191 177V176H190ZM248 177V178H249ZM35 178V177H34ZM39 178V177H38ZM55 178V177H54ZM58 178V180L60 181V179H59V177H57ZM71 177H69L68 179H70ZM72 178H74V177H72ZM71 178V180H73L74 181V179H72ZM98 178V177H97ZM194 178V179H195ZM208 178V179H207ZM229 178H231V177H229ZM242 178V177H241ZM253 178V177H252ZM24 179V178H23ZM64 179V178H63ZM67 179V180H68ZM75 179H76V177H75ZM137 179V178H136ZM250 179L251 178H249V182H250ZM33 181H34V179H32ZM41 180V179H40ZM127 180V179H126ZM1 181H2V183H1ZM5 181V180H4ZM27 181V180H26ZM75 181H78L77 179L75 180ZM127 181H130V180H127ZM134 181V180H133ZM138 181V180H137ZM245 181H246V179H245ZM253 181V182H254ZM12 182H14V181H12ZM56 182H57V180H56ZM108 182H111V181H109L108 180ZM170 182V181H169ZM210 182V181H209ZM251 182H252V180H251ZM11 183V182H10ZM28 183V182H27ZM43 183V182H42ZM60 183V182H59ZM69 183V182H68ZM100 183V182H99ZM99 183H98V185H99ZM134 183H137V182H134ZM138 183H139V181H138ZM5 184V183H4ZM26 184V183H25ZM44 184V183H43ZM61 184V183H60ZM72 184V183H71ZM123 184H124V182H120V180H119V184H118V187L120 188V186L122 187L123 186ZM145 184H146V182H145ZM148 184V183H147ZM150 184V183H149ZM181 184V183H180ZM263 184V185H262ZM3 185V184H2ZM1 185V186H2ZM37 185L39 186V185H41L40 183L38 184V182H37ZM133 185H135L136 186V184H133ZM140 184H138V186H139ZM156 185V184H155ZM172 185H174V184H171V186ZM13 186H14V183H13ZM12 186V187H13ZM43 186V185H42ZM77 186V185H76ZM146 186V188H148L147 187V185H145ZM3 187V186H2ZM71 187H73V185H71ZM134 187V186H133ZM133 187H131L132 189H133ZM187 187V186H186ZM1 188V187H0ZM38 188V187H37ZM44 188V187H43ZM74 188V187H73ZM79 188V187H78ZM81 188V187H80ZM124 188H126V187H124ZM135 188V187H134ZM138 188V187H137ZM137 188H135V189H137ZM159 188H161V187H159ZM177 188H178V186H177ZM14 189H15V186H14ZM61 189H62V187H61ZM70 189V188H69ZM151 189V188H150ZM187 189V188H186ZM187 189V190H188ZM20 190H23V189H21L20 188ZM43 192H45L43 189H41ZM131 190V189H130ZM151 190H154V189H151ZM1 191V190H0ZM24 191V190H23ZM131 191H133V193L134 192H138V191H134V189L133 190H131ZM141 191V190H140ZM155 191V190H154ZM153 191V192H154ZM18 192V191H17ZM26 192V191H25ZM23 193L25 196H24V198L25 199H23V200H25L26 201V204L25 205H27V200H28V198H26V193ZM40 192V191H39ZM39 192H38V194H39ZM255 192H257V193H255ZM1 193H2V191H1ZM22 193V192H21ZM68 193V192H67ZM136 193H134V194H136ZM139 193V192H138ZM142 193V192H141ZM159 193H161V192H159ZM162 193H163V191H162ZM45 194V193H44ZM165 194V193H164ZM163 194V195H164ZM1 195V194H0ZM18 195H20V193L18 194ZM42 195H43V193H42ZM75 195L73 196H71V197H75ZM137 195V194H136ZM157 195V191H156V193H155V196ZM100 196V195H99ZM98 196V198L100 199V197ZM143 196H144V194H143ZM22 197V196H21ZM32 197H33V194H32ZM39 197V195L37 196V198ZM45 197H46V195H45ZM153 197V196H152ZM157 197V196H156ZM165 197V196H164ZM20 198V197H19ZM18 198V199H19ZM130 198V197H129ZM218 198H222L223 200H222V202L224 201V198H229V201H228V203L229 202H231L232 201V199H234V200H236V201H234V203H236V202H238V203H243V207H233L235 210H231L232 212H231V214H230V216H225V215H223V214H220V213H217L216 211H215V209H216V204L218 205V201L220 200H218ZM27 199V200H26ZM42 199H43V197H42ZM73 199V198H72ZM76 200V202H78L77 201V199L76 198H74V200H71L72 202L73 201H75ZM226 200H228V199H226ZM43 201H44V199H43ZM47 201H48V199H47ZM20 202V201H19ZM99 202V201H98ZM103 202H106V200L104 201V199H103V201L101 202L102 204H103ZM190 202V201H189ZM220 202H221V200H220ZM224 202H226L227 203V201H224ZM46 203H48V202H46ZM108 203H109V201H108ZM231 203H233V202H231ZM76 204V206H77V203H75ZM74 204V202H73V205H75ZM105 204V203H104ZM109 204H111V203H109ZM33 205H34V203H33ZM71 205V204H70ZM72 205V207L73 208H75V209H71V208H69V209H71V210H69L70 212L72 211V210H74V212H75V210H76V206H73ZM80 205H79V207H80ZM124 205V204H123ZM27 206H29V203H28V205ZM26 206V207H27ZM109 206V205H108ZM32 207V206H31ZM47 207H48V205H47ZM78 207V206H77ZM78 207V208H79ZM124 207H126V206H124ZM184 207H188V206H185L184 205ZM223 207V206H222ZM6 208V207H5ZM33 208V207H32ZM99 208H101V206L99 207ZM180 208H181V206H180ZM232 208V209H233ZM9 209V208H8ZM23 209H24V206H23ZM27 209V208H26ZM38 209V208H37ZM182 209H184V208H182ZM182 209H180V210H182ZM189 209V208H188ZM188 209H186L187 211H188ZM222 209H224V208H222ZM229 209H230V207H229ZM7 210V209H6ZM28 210V209H27ZM32 209H30V211H31ZM219 210V209H218ZM5 211V210H4ZM24 211V210H23ZM29 211V210H28ZM182 211H185V210H182ZM190 211V210H189ZM226 211V210H225ZM15 212H17V211H15ZM22 212V211H21ZM20 212V213H21ZM74 212H72V213H74ZM178 212H179V210H178ZM28 213V212H27ZM34 213L36 214V212H35V210H34ZM77 213V212H76ZM111 213H113V214H111ZM191 213V212H190ZM226 213V212H225ZM16 214V213H15ZM17 214H19V213H17ZM29 214V216L31 215V212H29L28 213ZM75 214V213H74ZM185 214L187 215V212H185ZM20 215V214H19ZM102 215V216H101ZM109 215H111V216H109ZM23 216V215H22ZM21 216V217H22ZM25 216H27V214H25ZM29 216L27 217V218H29ZM35 217L37 216V215H34ZM46 216V215H45ZM45 216H43V217H45ZM107 216V217H106ZM16 217V216H15ZM20 217V216H19ZM31 217V216H30ZM76 218H77V216H76ZM41 219H42V217H41ZM45 219V218H44ZM44 219H42L43 221H44ZM47 219H49V218H47ZM81 220V219H80ZM18 221H19V219H18ZM23 221V220H22ZM37 221H38V219H37ZM45 221H46V219H45ZM49 221V220H48ZM30 222L31 221H29L28 219H27V222H25L26 224V226H27V224L29 225V226H27V227H30ZM42 222V221H41ZM50 222V221H49ZM129 222H132L134 225H132V226H129ZM189 223H194L195 225H197L198 226V228L199 229H201V230H203V232H206V234H208L209 236H211L210 237V239H204V238H202V233H197V234H194L195 236H194V238H193V240L192 239H187V234H186V227H187V225L189 224ZM17 225V224H16ZM4 226H5V224H4ZM25 226V227H26ZM49 226V227H48ZM191 226V225H190ZM46 227H47V229H46ZM57 228V229H56ZM192 229V228H191ZM25 231V230H24ZM26 231H25V233H26ZM169 231H171V233H169ZM6 232V231H5ZM4 232V233H5ZM172 232H173V234H172ZM188 235H189V233H188ZM20 237V236H19ZM15 238V237H14ZM21 238V237H20ZM12 240V239H11ZM11 240H9V242H12ZM217 241V240H220V242L225 246V247H221V246H214V247H211V244H213V243H211V242H213V241ZM15 241V240H14ZM18 241V239H16V242ZM217 242H219V241H217ZM12 244H14L15 245V243H12ZM17 244V243H16ZM19 245V244H18ZM17 246V245H16ZM18 249H19V247H18ZM53 249H54V253H52V251H53ZM28 251V252H27ZM18 253V252H17ZM16 254V253H15ZM20 255H21V253H20ZM19 256V257H18ZM16 260V258L15 259H13V261H15ZM19 262V261H18ZM14 263V262H13Z\"/></svg>", "mask_w": 264, "mask_h": 264}]
</instances>
